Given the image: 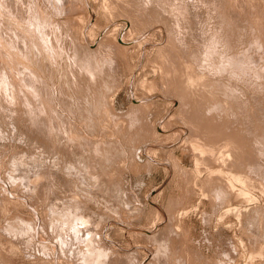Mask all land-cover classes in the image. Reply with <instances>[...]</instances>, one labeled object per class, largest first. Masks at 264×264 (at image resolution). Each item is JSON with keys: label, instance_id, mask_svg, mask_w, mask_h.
<instances>
[{"label": "rangeland", "instance_id": "obj_1", "mask_svg": "<svg viewBox=\"0 0 264 264\" xmlns=\"http://www.w3.org/2000/svg\"><path fill=\"white\" fill-rule=\"evenodd\" d=\"M12 1L13 2H11V0H8V1L7 0H3V2H4L3 8L0 7V13H1L0 15H2L3 18L0 17V19L2 18L1 20L2 21L5 20V22H8L9 18H10L9 21L10 20H11V22L15 21L14 24H12L10 22H8V23L12 24L13 26L17 25V27L21 29L20 31H23V33L21 32L22 33L21 36H24V37L20 36V38H22V40L26 37L24 34L28 35L27 38H26V41L24 39L22 44L24 42H26V43H24L26 46L24 45L25 47L23 49L25 50V52L28 51L27 53H29V52L30 53H29V55L26 53L27 54L26 55L24 53V50L23 49L21 50V47H23V45L20 46L21 42H19V40H21V39L18 38V36L20 34L16 33V35H15V33H13L15 35V37H14L13 34H10L11 36L7 35V34H4L5 36L3 35V32L1 30L2 29L1 25L4 22H2L0 20L1 21L0 32H2V34L0 33V41L2 43L1 44L2 46L0 45V47L3 48L6 51L5 52L3 49L0 48L2 50L3 58H4V59L0 58V60L2 59L1 62H0L1 63L0 64V69L3 66H5V65L7 66V67L5 66L6 69L2 68L3 70H0V72H1L0 73V79H1L0 85H2V86H0V92H1L0 93V96H1L0 97V117H2L0 119V152H1V154H0L1 155V160H0V167L1 168H0V171L3 170V168L6 170V171L3 170V171L0 172V175H1L0 176V191H1L0 194L3 193L1 195V196H3L4 192L7 189L8 191H6V192L8 194L6 192H5V194L9 195V196L6 195L7 198L5 197L7 200H9L8 203H6L7 200H5V202H4V199H5L4 197H2L3 201H2V199H0V202H1V204H0V214L2 213L0 217L4 218L6 216L4 219L2 218V220L0 221V230H1L0 231V244L2 243L3 246H4V242L6 241L5 242L6 245L4 247H2V244H1V247H0V249H1L0 250V254H1L0 258L3 259V260L0 259V262L1 261H6V264H52V262L55 263V264H59V262H60V264L61 263L65 264V261H66V264H68V263L69 264H73L71 262H75L74 264H81L79 262H84V263H88L89 262L91 264H104V263L105 264H178V262H182L180 264H262V263L264 264V250H263L264 249V177H263L264 176V174H263L264 173L263 172L264 171V168H263L264 167V157L261 158V156H264V153H263L264 144L262 145L260 140H256V138H255L256 135H257V133H255V132H258L259 129H260V128L258 129V127L260 125H257V124L258 123L262 124L263 120H264L263 119L264 118V116H263L264 115V110H263L264 107H261V104H262V106H264V102L262 101V100H264L263 99L264 98V96H263L264 93H261V92H264V89H263L264 88L263 87L264 86L263 85L264 81H263V83L261 82L262 83V87H261V83H260V81L264 80V73H263L264 69H262V68H264V66L261 65L264 61H262L263 59L260 60L261 57L262 58L264 57L263 56L264 55L263 50L261 49L264 46L260 47V45H264V41H263L264 40V35L262 34L263 31H264V29H263L264 28V25H263L264 24V17H262L264 15V12L262 13V11H264L263 10V8H264L263 7L264 0H258V1L257 0H245V1L244 0H236L237 3L241 2V3L238 4V6L241 9H243V10L244 9H249V10H245V11H243V10L238 11L240 9L236 10L235 8L238 7L237 4L235 5L236 7L234 6V8H232L233 6L229 5V4H232L231 1H228L229 2L228 3L227 0H225L226 1L225 2L226 6H224V4H221V3H224V2H222V0H220L221 2H219V0H217V2L220 3V5H219V6H221L220 8L218 6V3H215L216 5H213L214 4L213 2H216V0H210L209 2H208V0H196V1L194 0V2H192L193 0H188L189 2L187 0L186 1L185 0L184 1L183 0H168V1L167 0H130V1L127 0V2H129L128 4H127L126 0H124L125 1L124 3L121 0H112V1L111 0H85V1L84 0H78L80 2L81 1L85 2V3L81 2L82 5H81L80 2L78 4L77 3L78 1L76 0V3L78 5L77 4L76 5L73 4V6H80V7L76 8L78 11L75 9V7H73V8L71 7L72 6L71 3H75V0H72V1L71 0L70 1L69 0H60V2L58 0L59 4L62 3V4H60V7H59L58 10L55 9V7L53 5H51V3H49V0H45V2H44V0H19V1L17 0L19 3L16 0H15L16 3L14 2V0H12ZM41 1H42V4H41ZM47 1H48V3H47ZM63 1H65L64 2L65 4L63 3ZM120 1H121V3H120ZM181 1H183L185 3H188V4L184 3L185 5H181V4H183V2H181ZM234 1L235 0H232L233 5L235 4ZM255 1H256L257 4L255 3ZM179 2H181V4ZM242 2H243V4H242ZM258 2H260V3H258ZM20 3L21 4L24 3L22 5L23 8L21 7L22 9L18 8V7H20L19 5H21ZM246 3H248V4H246ZM10 4H13L12 5L13 7ZM16 4H18V7H16L17 6ZM39 4H41L42 7L39 8V6H38ZM43 4H45V5H43ZM63 4H64V7H63ZM112 4H113V6H112ZM179 4H180V6H182L181 7L182 9L180 8ZM241 4H242V6H240ZM250 4L253 5L252 6L253 9L256 11V13H255V11L253 12V15L251 14L253 9L250 7L251 6ZM254 4L256 5L257 10L254 8ZM260 4H262V5L260 6ZM14 5H16V6H14ZM67 5L68 6L70 5L69 6L70 8ZM140 5H142V6H140ZM176 5L179 7L180 12H179V9H178V7ZM244 5H246L245 6L246 8H243ZM7 6L9 7V10H8ZM28 6L31 8V10H30V8ZM45 6H47V7H45ZM61 6L63 8H61ZM114 6H115V9H117V10L119 9V12L114 9ZM210 6H211V8H210ZM214 6L218 7L217 11L215 10L216 7H214ZM230 6L232 8L231 10H229ZM5 7L7 8V12H5L6 11ZM14 7H16V10H14ZM142 7H144L143 9H145V7H146L144 12L147 11V13H149L150 15L147 16V13L143 14L144 12H143ZM213 7L215 9H213ZM222 7L224 8V11L222 10L223 9ZM249 7L252 9V11L250 10ZM260 7H263V8H260ZM4 8H5V11H3ZM43 8L45 9V11H42V10H44ZM68 8H69V10H68ZM133 8H134V10L137 9V12H136V10L134 11ZM140 8L142 9L143 16L146 18L145 23L143 21V19H145V18L142 16L141 11L139 12ZM183 8H185V9H183ZM24 9H25V12L23 13ZM27 9H29L31 11L30 14H29V11ZM38 9H40V10L38 11ZM47 9H49V10L51 9V10L47 11ZM121 9H122V11L124 13L125 12L126 13L125 14L121 13L122 12V11H120ZM130 9L133 10L135 13H138V14L136 15L133 11H130ZM219 9H220V11H218ZM234 9L236 10V12L233 13V11H235ZM10 10H13V12L15 11L16 14H14L13 12L11 13ZM64 10H67L68 12L64 11ZM72 10H73V12H71ZM104 10H105V13H104ZM186 10H188V12ZM210 10L212 12H210ZM19 11H21L23 13L24 17L22 16V14H20ZM27 11H28V14H27ZM46 11L48 13H50V14L52 13L51 15L55 14L56 16L52 17L50 15L53 18L52 19L51 17H49V15H47L48 13L47 14L45 13ZM52 11H55V12H58V13H54ZM96 11H98V12H96ZM114 11H116V12H114ZM215 11H216V15L217 16H215ZM237 11H238V13H237ZM247 11L249 12V14H247ZM4 12H5V15L9 12L6 15L8 19L5 18L6 16L4 15ZM41 12L42 13L44 12V15L46 14L44 17H46V18L49 17L48 20L49 21L51 20L50 23H49V21L47 19L45 20V18L43 17ZM66 12L68 13V15L66 14ZM78 12H79V14H78ZM128 12H130V13H128ZM131 12H133L134 14L133 13L131 14ZM209 12H210V14L212 13L213 15H210ZM218 12H222L225 15L222 14V13L219 14ZM230 12H232L231 14H236L237 13L238 14L237 16L236 15H229L230 17L231 16H236L237 18H233L234 20L233 19L231 20L232 17L228 18L227 14H230ZM242 12L244 14L246 12V14L249 15L248 19H245L247 15L246 14H245L246 16L244 14L242 15ZM31 13H32V15H31ZM37 13L42 15V17L40 15H38ZM63 13H65V14L63 15ZM72 13H76V14L72 15ZM115 13H116V15H115ZM117 13L118 14L120 13V14L118 15ZM13 14L15 15V18H18V19H15ZM18 14H20V15H18ZM36 14H37V16H36ZM96 14H99V15L96 16ZM139 14H141V15H139ZM254 14H255V16H254ZM27 15H29V16L27 17ZM110 15H112V16L110 17ZM120 15H122L121 18H120ZM125 15H127V16H125ZM220 15L221 16L223 15L222 16L223 19L220 18L221 20H218L217 17L220 16ZM32 16H34V17L36 16L37 20L34 17H32ZM38 16H40V17H38ZM79 16H80V18H79ZM101 16H102V18H101ZM103 16H105V17H103ZM128 16H130V18ZM136 16H139V17L141 16L140 17L141 19H139V17H138V19L140 21L142 20L141 22H142V24L143 23L144 24L141 27V25H140L141 22L138 20L136 22V24H138L137 28H136V25L134 23L135 28H136V30L134 32H133V30L135 28L133 30H130L129 32L127 31V29L124 31V35H126L125 37L128 38L130 35H131V37H133V36L136 37V40H135L136 41V45H135V42L134 43H130L129 42V45H128V43L126 44V42H123L119 38L120 37V33L122 34V32H121L122 29L120 27L121 25L118 23L119 24V27H118V24L115 25V23L121 22L122 19L126 18V17L129 18L132 21H136L137 20ZM224 16H226L227 18L224 19ZM243 16H244V18H243ZM250 16H251V18H249ZM253 16L255 18L259 19L258 21L256 20L257 22H259V21H261V22L257 24V22H255V20H254L255 18ZM21 17L25 18V20L22 19ZM115 17H116V20H115ZM151 17H152L151 21L150 22L147 21V20H150ZM179 17L182 18V20H181L182 24H180L181 23L180 20H179L180 23L177 21L179 19ZM238 17L240 19H238ZM54 18L56 19V21L54 20ZM74 18L77 19V21H76V19L73 20V22H74L73 24L76 27L69 21V20L72 21V19H74ZM33 19L35 21H32ZM133 19H135V20H133ZM153 19H154V21H153ZM216 19H217V21H216ZM226 19H229V20H226ZM235 19L237 20V22H239L238 20H240L241 23H237ZM243 19L245 20V22H244ZM78 20H80V23H79ZM109 20H111V21L109 22ZM230 20H231V22H230ZM25 21H30L31 23L30 22H28V23L31 24V25L35 24V27H34V25L32 27H31V25L29 26V24L27 22H25ZM68 21H69V24H68ZM106 21L109 22V23H107ZM233 21H235V22L233 23ZM34 22H36V23H34ZM45 22H47V24ZM92 22H94L93 23V26H94L93 29L90 26L86 27L87 25L92 24ZM111 22H112V24H111ZM175 22H176V24L179 23L181 26L177 25L175 27V25H176ZM224 22L227 23V24H225ZM242 22H243V24H242ZM8 23L5 24V27L6 26L8 27V25H7ZM39 23H42V24L45 23L46 25L43 24V26L45 25V27L54 28L55 30L49 28L51 33H50L49 29L46 30V31H49V32H45L44 33L42 30L45 31V29H47V28L44 29L42 24H40L43 27V29L40 30L41 28H40V26H38ZM53 23H54V26H53ZM231 23H233V26H232ZM36 24H37V26L40 29L36 26ZM48 24H50V25H48ZM71 24L73 26H71ZM260 24H262L261 25L262 27L260 26ZM23 25H24V27H23ZM107 25L110 26V27H112L111 25H114L113 27L114 28L116 27V28H115V30L114 29L112 30V28H111V32H107L105 34L106 35V37H105V36H103L104 35V31H105V29H103V28L106 27V29H107L108 28ZM139 25H140L141 28L139 27ZM237 25H239V27ZM146 26H147V28H146ZM71 27L72 28L73 27L78 28L79 30L71 29ZM85 27L87 29L90 27L92 30L90 28H89L90 30L89 29L87 30ZM258 27L261 30H258ZM34 28H35V30H34ZM176 28L178 29V33H180V35L183 36V40H181L182 37H181V39L178 37L180 35L177 34V32L173 33L174 30H176ZM26 29H27V31H26ZM145 29H146V31H145ZM166 29H167V31H166ZM37 30H39V33L36 32ZM62 30H63V33H65V31H68L66 33H69L71 30L74 31V32L71 31L69 33V35L68 34L66 35V33H65V36H64L63 33L58 32V31H62ZM20 31H18V32H20ZM41 31H42V33H41ZM75 31H76L77 34L75 33ZM78 31H80V32H78ZM112 31H114V32L117 31V32L114 33ZM141 31L143 32L142 35H141V33H142ZM35 32H36V34H34ZM52 32H53V35H54L53 38L55 36L57 37V39H56V37L54 38V39H56L55 43H54L53 38H51L52 37ZM55 32H57V33H55ZM86 32H88L89 34L86 33ZM170 32H171V34H170ZM241 32H245L246 34L245 33H241ZM46 33H48L51 36V37L49 36L50 38H49V40L47 42H45V39L48 38V36H45ZM58 33H59V35H55V34H58ZM91 33H93V34H91ZM96 33L99 34L98 43L102 39H104V40H102L104 42L101 41L102 44H104L105 42H108L110 44V45H108V43H105L108 46H105V44H104V47L102 48V49H104V51L101 49L96 54L97 55L99 54L98 56L101 57V59H102L103 56H101L100 52L104 53V52L108 51L111 54L112 51H113V54L108 56L110 58V61H109V58L108 59L106 58L107 61L105 60V63L106 64H112L113 62H111V61L112 60L114 61V59H115V62L113 63V65H106L105 66V63L103 64V68H102L103 70L102 69L101 70L102 71H104V70L106 71L107 70L106 72L104 71V74H103L102 71L97 72L99 74V76L103 77L101 79L94 78V76L96 77L97 75H94L92 70H90L92 67L88 63L79 62V60L75 56H71L70 55L71 57L68 58L69 53L72 54L75 51H78L79 53H81L80 49H79V48H81V47H79V46H81L80 44L83 42L82 43V48L84 46H87V43L89 42V40L91 39L92 36L93 37L98 36ZM125 33H127L129 36L127 34H125ZM136 33H139V34H136ZM37 34H39V35H37ZM40 34H42V36ZM73 34L74 35L76 34V36H74ZM174 34H175V36L177 34V37L179 38V41L176 40V39H178L177 37L175 39L176 41L173 40V37L171 38V36L174 35ZM237 34H239V35H237ZM240 34H242V36H240ZM36 35H37V37H36ZM77 35L79 37H77ZM115 35H117V36L115 37ZM139 35H141V37ZM8 36L11 37V39ZM168 36H170V40L168 39ZM175 36H174V38H175ZM13 37H14V40L17 38L18 41H13ZM32 37H35V38H32ZM38 37H40V38H38ZM68 37L69 38L72 37L74 39V42L71 41L73 39H71L70 42H69ZM74 37H76L77 39L79 38L78 40H80L81 38H83V39L85 38V39L84 40L81 39L80 42H79ZM138 37H140V38H138ZM149 37H150V39H148ZM199 37H201V38L199 39ZM60 38H62L63 40L60 39ZM243 38H244L243 41H239V40H242ZM30 39H31V41H30ZM33 39L34 40H36V39L40 40L41 39V40L40 41L37 40V42H36L37 45L33 46L34 44H36ZM171 39L176 44L175 43L173 44V42H171L172 41ZM197 40H198V42H199V40H200V42L202 41L203 44L205 43L204 46H203L202 42H201V44H199L200 42L198 43ZM203 40H205V41H203ZM232 40H233L234 43H232ZM49 41H51V42H49ZM66 41H67V43H65ZM86 41H88V42H86ZM177 41H178V45H177ZM10 42L12 43V46L9 45ZM14 42H16V43H14ZM32 42H33V44H32ZM68 42L70 44H68ZM110 42L114 45V47L118 46V48H121L120 50L123 51V53H124V50L128 48L127 49L128 51L125 50L124 54H127L128 58H130V59H128V58L126 59L125 58V56H127V55L124 56L125 59L122 58L124 54L122 52H121L122 54L119 53L120 50L118 48H116V47L113 48V46H111ZM138 42H141L142 44L141 43L139 44ZM146 42H148L149 44L148 43L146 44ZM179 42L183 43V46H185L184 47L185 49L183 48V46H181L182 43H180V45H179ZM193 42L196 43L197 45L196 44L194 45ZM43 43H45V44H43ZM72 43H73V45L77 44L76 45L77 48H76V46L73 47V45H71ZM120 43H122V44L119 47ZM167 43L170 44L169 45L170 47L168 46ZM171 43H172V45H171ZM207 43H208V45H207ZM18 44H19V47H18ZM27 44H29L30 47L27 46ZM97 44H95L94 46H90V48L94 49ZM117 44H119V45H117ZM143 44L144 45L146 44L145 45L146 47L143 46ZM162 44H164V45L167 44V45L164 47V45H162ZM213 44L214 45L216 44V45L214 46ZM6 45H8V46H6ZM160 45H162V46H160ZM173 45L175 47H177V48L173 47ZM211 45H213V46H211ZM250 45L252 47L254 46L253 49H252V47ZM13 46L15 48L12 49ZM38 46H40V47H38ZM42 46H45V47H42ZM47 46L49 47V49H48ZM180 46H181V48H180ZM187 46L191 47L192 49H190ZM199 46H201V47H199ZM255 46H259V47H257L258 50L255 48ZM111 47L114 50H112ZM124 47H127V48H124ZM140 47H142L141 50H140ZM159 47H161V48H159ZM171 47H172V50H171ZM196 47L200 48L199 50H197V52L200 53V55H199V53H198V55L201 58H203L204 60L206 59L207 62L203 61L201 63L202 59L198 55H195L193 51L192 52H193V54L195 56L192 55V52L190 50H195V52H196ZM212 47H214L215 49L218 47L217 51L215 49L213 51ZM10 48H11V50H10ZM46 48L49 51L48 50L46 51ZM73 48H74V50H71ZM130 48H131V51L129 50ZM162 48H164V51H166V52H163ZM168 48L170 49V51H168ZM174 48H175L176 51L173 50ZM202 48H204V49H202ZM36 49H37V51H36ZM75 49H77V50H75ZM116 49H118L119 52ZM157 49H161L162 51L159 50L160 51L159 52ZM186 49L189 50V51H185ZM210 49H212V50H210ZM247 49L248 50L251 49L250 51L254 50L255 53L254 52H250V53H252V54H250V53H248L249 51ZM260 49H261L262 52L260 51ZM1 50H0V53H1ZM148 50H150V51L146 52ZM179 50L181 52H179ZM256 50H257V52H256ZM7 51L9 52L10 56L7 54L8 53ZM12 51H14V52H12ZM19 51L20 52L22 51V53H20ZM31 51H32V53H31ZM38 51H40L42 55L40 53H36ZM167 51L171 52L172 54H173V52H175L176 54L174 53L172 55L171 53H168ZM218 51H220V52L217 53ZM108 52H107V55L109 54ZM114 52H115L116 56L114 55ZM161 52H162V55H161ZM210 52H211V54H210ZM214 52H215V55H214ZM103 53H102V55L105 54V53L104 54ZM118 53H119V55H121V59L124 62H121V59H119L120 56L117 57ZM147 53L148 54L150 53L151 55L150 54L148 55ZM156 53H159V55H161V56L157 57L158 55H156ZM164 53H166V54H164ZM177 53H178V55H177ZM180 53L181 54L183 53V54L180 55ZM222 53H225L226 57ZM253 53L255 55H253ZM256 53H257L258 56L256 55ZM258 53H260V55ZM262 53H263V55L261 56ZM5 54H7V55H5ZM35 54L37 55V57L38 56L39 57L36 58ZM131 54H133V55L130 57ZM143 54L145 55V57H148V58L145 59ZM169 54L171 55L172 58L175 55V56H178L177 58H179V56H180L181 59L180 58L177 59L174 56V60L175 61H172L173 60L172 58H170V57L168 58V56H170ZM184 54L185 55L189 54V55L185 56ZM219 54L222 55L223 57H220ZM11 55L13 56L12 58H14V57L16 58V56H17V58L16 59H12V58H10ZM23 55H24V57H23ZM146 55H148V56H146ZM190 55H191V59H190ZM209 55L210 56L212 55V56L210 57ZM250 55L253 56V57L256 56V58H259V56H260L259 60L257 59L258 62L256 61L255 57L253 58ZM7 56L9 57V59L7 58ZM26 56L30 57V58L26 59ZM98 56H97V59H98ZM114 56L116 58H114ZM149 56H150V58H149ZM208 56L210 58H208ZM0 57H2V56H0ZM163 57L164 58L166 57L167 61ZM212 57H214L215 59L212 58ZM39 58L41 59V61L39 60ZM139 58H141V59H139ZM186 58H187V60H185ZM193 58L194 59L195 58L201 59V61L197 60V59H196L197 61L196 60L193 61ZM221 58H223L222 61H221L223 63H226V61H228V62L230 61V63H228V62L226 63L228 65V68H226V70L229 69L228 72L225 69L224 70L223 69L220 70V69L215 68L216 65H218V63L220 62L219 59L221 60ZM240 58L243 59L242 61L246 60L247 63L249 62L248 63L249 65L246 64L245 62L244 63L241 62L242 64H237V62L240 63L239 62V61H241ZM32 59H33V61H31ZM137 59H138V61H137V63H135ZM176 59L182 61L180 63H182V65L185 66L186 68L185 67L181 68L179 66L181 64H179ZM224 59H225V61H223ZM231 59H233L234 64H233ZM238 59H240V60H238ZM18 60L20 61V63H19ZM128 60L131 62L130 65H129L130 62L126 63V62H128ZM149 60L150 61L152 60V61L150 62ZM162 60H163L164 64L162 63ZM251 60H253L252 63H251ZM16 61L18 62V65H17ZM254 61H256V62H254ZM2 62H3V64H2ZM22 62H24L26 64L29 62L27 64L28 66L25 65V64L23 65ZM39 62H41V63H39ZM168 62H170V63L165 66V64L168 63ZM174 62L178 63V65H177L178 70L176 68V65H174ZM118 63H119V66H118ZM122 63H124V64H122ZM125 63H126V66H125ZM140 63H141L142 66L140 65ZM149 63H151V64H149ZM196 63H198V64H196ZM255 63L258 64V65H261L262 68H260L261 66H257ZM15 64H16V66H15ZM38 64L40 65V67H39ZM115 64H116V66H115ZM170 64H172V65L170 66ZM202 64H203V67L202 68H198V66L201 67ZM205 64H206V66H205ZM214 64H216V65H214ZM232 64L234 66L238 65L237 68H240V70L238 69L237 73H235L236 70H237L236 66H235V68H236L235 71L232 70V68H231V66H233ZM253 64H254V66L256 65L254 68H252ZM10 65L11 66L14 65V66L12 68H10ZM19 65L20 66L23 65L24 68L21 69L22 68L21 67L20 69L17 70L16 68L17 67L19 68L20 67ZM239 65H240V67H239ZM263 65H264V63H263ZM8 66H9L10 69L8 68ZM31 66H32L33 72H32ZM204 66L207 67V68H205ZM229 66H230L231 69L229 68ZM246 66L250 67L251 69H249ZM118 67H120L121 69L118 68ZM122 67H124V69L126 68V70L123 71ZM163 67H164V69H166L165 67H168V69L163 70ZM179 67L181 68L180 69L181 71L183 69H185L187 72L185 70H183L182 71L183 73L181 72L182 73L181 74L180 70H179ZM195 67H197V68H195ZM256 67L261 72L260 75H259V72L256 70ZM208 68H211L212 70H209ZM213 68H214V70H213ZM7 69L9 70L10 73L8 72ZM28 69L32 73L30 71H28ZM169 69H170V72L167 71ZM189 69H191V70H189ZM202 69H204V70H202ZM252 69H253V71H252ZM19 70H21V71H19ZM35 70H36V72H38V74L34 73ZM140 70L142 72L139 75L138 71L140 73ZM173 70H175L174 72H176V73L172 72ZM218 70H220L221 73ZM241 70L244 71V73ZM245 70H248V71L246 72ZM17 71L20 72V73H18ZM89 71H91L90 73L92 75L89 73ZM120 71H121V74H120ZM184 71L187 73V75H186V73ZM217 71H218V74H217ZM240 71L242 73H240ZM11 72H12V75H10ZM162 72L164 73V75H163ZM222 72L225 75L224 77H222L223 76ZM230 72H232V73H230ZM25 73H26V75H25ZM83 73H85V75L87 73V76H88V73H89L91 76L86 77ZM165 73H167V75H165ZM209 73L210 74L212 73L211 75H213V76L216 75V76L215 77L210 76ZM255 73H257V74L255 75ZM6 74H7V76H6ZM19 74L23 77L24 80H25V78H27L25 81H27V80L28 81L25 82L23 79H21V76ZM31 74H32V76H31ZM100 74H102L104 76H102ZM169 74H170V78L168 77ZM176 74H178V75H176ZM179 74H181L182 77L186 76L185 78L183 77V79L185 80L183 83L181 81H178L180 79L183 80L182 77ZM230 74H235V75L232 76ZM239 74H240V76H239ZM245 74H248V75H245ZM14 75L15 76L17 75L16 76V78H18L17 80L19 81V79H20V82H21V83L18 82L20 89L22 88L21 89L22 93L20 94V96L24 92H26L28 89H30L28 87H31V84L36 83V82H38L37 84H39V85L35 84V86L32 85L34 90L31 87L32 90L31 89L30 90L32 92L30 93V90H29L30 94L27 93L28 91L26 92L27 94L26 93L23 94L24 97H22V99H23L22 107L21 108L14 107L15 109L14 108H9V106L6 104L8 102H7V98H6V95H5V89H4V87H5L4 84L6 83V81L8 83L11 82V84H13V86L18 84L17 82H15L16 78H15ZM29 75H30V79H32V80L35 77L32 82L29 79ZM116 75H119V76L123 75V76H121L120 79H118L119 77L116 76ZM130 75H132L134 77L137 75L136 77H138L139 79L135 77V79L132 80L133 77L130 76ZM249 75L252 76V77H250ZM258 75L259 76L263 75V77L262 76H261V78L257 77ZM38 76H40V80L41 81L38 79L39 78ZM113 76H115L119 81L117 79H115V77H113ZM164 76H166V78ZM173 76L175 78L177 76L178 79H175V81H174L173 80L174 79ZM228 76H230V77H228ZM236 76L238 78H241V77L243 78L244 77V80L242 81V78L241 79H238V78L234 79ZM41 77H43V78H41ZM111 77L113 78V80L111 79ZM206 77H208L209 79H206ZM220 77H222L224 79H226V78L227 79H232L233 78V81L234 80L235 81L231 82V80H229V81L228 80H224L225 81L224 82L223 79L220 78ZM248 77H250L249 79H251V81H249L247 79ZM91 78H93V80ZM105 78H106V80H105ZM107 78H108V80H107ZM163 78L164 79L168 78V80H165L166 82L167 81L170 82V83H171V81L173 82V84L171 83V85H170V83H167L168 84L167 86L170 85L167 89H169L171 86L172 87L178 86V83H179L180 87H182L181 90H182V92H183V94L185 96V99H187L186 96H188V95H189V97L192 96V95L194 97L197 96L196 97L197 100L196 99H191L193 102L195 101L194 105H193L192 101L190 100L191 97L188 98L189 101H187L188 105L190 104V106L191 105L194 106V108H193L194 110L191 109V111H190V106H188L187 104H184V103H183V105L185 107H183V105L180 106V105L174 104L173 97L174 96H177V97L180 96L181 97L183 94L182 95L180 93H179L180 95L177 94L180 87H174V90H172L173 88L171 87L172 89L170 88L168 90L170 92L167 93V89H166L167 86H165L166 82H164ZM211 78L213 80L215 79L216 81H213ZM42 79H44V80H42ZM110 79H111V81H110ZM136 79H137V81H135ZM161 79L163 80V82H160V81H162ZM260 79H262V80H260ZM101 80H104V81H101ZM220 80L223 82V84L221 83ZM105 81H107V82H105ZM188 81L192 84V88H191V84L188 83ZM23 82H25L24 85H22ZM41 82L45 83L46 85L45 84L43 85V83H41ZM108 82H109V84H108ZM200 82H202V83H200ZM227 82L228 83L229 82L233 83V85L232 84L230 85V83H229L228 86L229 85L233 86L234 89L230 87L229 89H231V90H229L227 88L228 87L227 86ZM235 82L237 83V86H236ZM246 82H248L250 84H248ZM257 82H259L260 84L257 83ZM26 83H28V84H26ZM110 83H111V85H110ZM208 83H209V86H210V84L212 85V87L214 86V88H212L213 90H211V86L210 87L207 86ZM40 84H42L44 87L41 86ZM105 84L106 85L108 84V85L106 86ZM184 84H185V86H184ZM214 84L215 85L216 84H218V85L220 84L219 86L216 85L220 89H216L215 90V88H217V87ZM244 84H245V86H243ZM246 84L248 86L249 85L250 86L247 87ZM258 84H259V86H258ZM48 85L49 86L51 85V88L49 87L50 89L48 88ZM194 85H195V87H193ZM222 85H226L227 87H224ZM186 86H188L189 88H187ZM200 86H201V88H200ZM202 86H203V88L205 87L204 88L205 90H203ZM102 87H104V89H105L104 91H105L106 94L102 90L103 89ZM183 87H185V88H183ZM235 87H239V88L235 89ZM25 88H26V91L24 90ZM42 88H45V92H47V90L48 91L50 90V92L48 94H49V96L51 98L49 96L48 97H49V99H51L53 101L52 102L50 100L51 104H49V99H46L47 94H46V96H44L45 100H43V98H41V97H43V95H45V94H43L44 90ZM175 88L177 89V92L175 91ZM194 88H196V89H194ZM38 89H40V90L42 89L43 91L42 90L41 91H37ZM199 89H202V90L200 91ZM239 89H242V90H239ZM248 89L250 91H248ZM259 89H261V90H259ZM191 90L192 91L194 90V91L191 93ZM197 90H199V91H197ZM223 90H227V91L224 92ZM234 90H237L238 93L236 91H234ZM187 91H188V95L186 93ZM195 91H197V93H195ZM221 91H222V93H221ZM239 91H241V92L242 91L243 92L246 91V93H243V92L240 93ZM251 91L252 92L254 91L253 94L251 93ZM35 92H36V95H37V96L35 95L36 96V100L38 102L35 100V97L32 96V98L34 99V101H36V103L32 102L33 100H32V98H30L31 94L34 95ZM39 92L40 93L42 92L43 95L39 96L40 95ZM51 92H52L53 96H55L54 99L52 98L53 96L50 95ZM198 92L199 93L203 92V93H201V95L199 96ZM206 92H207V94H206ZM233 92H234V94L237 93V95L235 94L236 96H234ZM174 93H175V95H174ZM223 93L224 94L227 93L228 95L227 94L223 95ZM260 93H261V95L262 94L263 95L262 96L260 95L261 97H258L256 99L255 96H258V94H260ZM202 94H204V95H202ZM209 94H210V96H209ZM220 94H222V95H220ZM229 94L233 95V97H234L233 100L231 98L232 95L230 97ZM242 94H244V97H243ZM27 95L28 96L30 95V96L27 97ZM214 95H216V96H214ZM239 95L243 99V101L241 100L243 103L240 101L241 105H238L239 99H241L239 97ZM171 96H173V97H171ZM184 96H182V97H184ZM201 96H203L202 97L203 100L199 99V101H200L199 102L198 101V97L201 98ZM204 97H208L206 99H210V100H206ZM210 97H212L213 99L210 98ZM223 97H225L226 100H224ZM237 97H238V99H237ZM28 98L31 99L32 103L30 102V100H27ZM37 98L38 99L41 98V99L38 100ZM251 98L254 99V100L256 99V101L254 102V100H252ZM259 98H261V99H259ZM2 99L3 100L5 99L3 102L5 103V101H6V103H5L6 105L2 102ZM215 99H217V100H215ZM25 100H26V104L24 105ZM40 100L42 101V104L44 103L45 105L49 106V107L46 106V108H50V111L47 110L46 108H44L45 105H43L44 107L41 105V101ZM105 100H107V101L105 102ZM211 100H212V102H211ZM222 100H224L223 102H225V104L227 105L226 109L224 108L225 105L223 106L224 103L222 102ZM237 100H238V103H237ZM245 100H246V103L244 102ZM247 100H249V101L247 102ZM43 101H45V102H43ZM214 101H216L218 104L214 103ZM219 101H220V103L222 102V104H220ZM259 101H261V102H259ZM196 102H197L198 105L196 104ZM206 102H208L209 105H213V103L216 104V106L219 105L218 108L221 106L219 108V111L222 113V115L218 111L217 107L214 110L217 111L218 114H216L217 112L209 110V109L206 110L208 112V113H206V111L204 110V109H207V106H208L206 104ZM256 102H258V103H256ZM28 103H30L31 106ZM34 103H35L36 113H35V110L32 109L31 115H33L35 113L34 117L36 116V119H37V117H39L38 115H40V117L37 119V120H39L38 122H37V120H35L34 117H32V119H31L30 118V112L28 113V111L31 110L30 108H32V106L34 108V105H32ZM37 103H38V105H37ZM201 103H203V104L205 103V105H203V104L201 105ZM27 104L29 105L28 107H27ZM234 104H236L238 106H236ZM242 104H244V106ZM246 104L250 105V106L247 107ZM258 104H260V105H258ZM200 105L202 106V108L204 107L203 111H201L202 108H201ZM230 105H231V107H230ZM178 106H180V107H178ZM195 106L196 107L200 106L199 115H198V110L196 109ZM241 106L243 107V109H242ZM254 106H256L257 109H258V110L256 108H255L256 110L254 109L256 112L253 110ZM25 107H26V109H25ZM53 107H54V109H57V112H59L58 113L59 115H57V116L55 115L57 113H55L56 110H54V109H53L54 111L52 110ZM186 107L189 108L188 109L189 111H187ZM235 107H236V109H234ZM244 107H246V108H244ZM22 108H23V110H22ZM27 108L30 109V110L26 111ZM41 108H42L43 111L45 109L46 110L44 112H42ZM191 108H192V106H191ZM227 108L228 109L231 108V110H228ZM237 108H239V110ZM6 109H8V110H6ZM222 109H225V111L222 110ZM240 109L243 110V111H241L242 113H240ZM17 110H18V112H17ZM179 110H181V111H179ZM195 110H197V111H195ZM234 110H235V112H234ZM251 110L253 111V114L255 115L254 117L256 118L257 121H254V119H253L254 117L252 118L253 114H252ZM259 110H261V111H259ZM20 111H21V113H20ZM33 111H34V113H33ZM38 111H39V114H37ZM52 111L55 114L52 113ZM177 111H179V112H177ZM192 111H195L196 113H193ZM200 111H201V114H200ZM247 111H248V114H247ZM262 111H263V115H262ZM16 112L19 113V114H17ZM164 112H167V113L163 114ZM181 112H183L184 114L181 113ZM185 112L186 113L188 112L187 115H189V117L191 119L190 121L187 120L189 117L186 115ZM224 112H226V114ZM238 112H239V114H238ZM257 112L259 113V115L257 114ZM260 112H261V114H260ZM23 113H24V116H25V113H26L25 117H23ZM42 113L47 118V122L48 123L45 122V120H46L45 117L43 118L44 121L41 119ZM189 113H191V114H189ZM192 113H193V116H192ZM204 113H206V115L209 117V119L211 118L210 120L207 119V120H209L208 122L205 121L206 119L204 117L206 115ZM232 113L235 115L234 117H233ZM236 113H237V115H236ZM7 114H9V115H7ZM45 114H47V115H45ZM182 114L184 115L185 118H183ZM195 114L199 118L201 117L202 120H201V118L200 119L199 118L196 119ZM211 114H213L214 116L211 115ZM223 114H225V115H223ZM229 114L232 115V118H231V116ZM242 114H243V116H242ZM250 114H252V116H250ZM2 115H4V116H2ZM43 115H42V117H43ZM50 115L53 116V117H50ZM54 115L56 117H58V118L60 116L61 120L58 119L57 122H56L55 121L56 117ZM238 115H239V118L237 117ZM240 115L245 119V121H244L243 118H240L241 117ZM256 115H258V116H256ZM5 116H8L7 118L10 117V119L7 120V118ZM15 116H17V118ZM67 116L69 117V120H70L69 121V123H70L69 125L65 124V123L68 124V119L66 120V118H68ZM159 116H160V119L162 121L159 120V118H158ZM186 116H187V119H186ZM207 116H206V118H207ZM220 116L221 117L224 116V118L223 117L221 118ZM226 116L229 119L231 118L230 120H233L234 125H236L235 127L233 126L235 131H234L233 128H231V126H232L231 124H233V123H231V121L228 118L225 119ZM248 116H250L251 118L248 119L249 118ZM4 117L6 119H4ZM171 117H173V119ZM176 117H177V119H176ZM191 117L194 118V120H199V121L201 120L202 122L203 121H205V122L204 123L200 122L201 125L200 124L197 125V122H199V121H196V123L194 122L196 124V126H195L194 123L192 125V123H189V122H191L193 120ZM217 117L221 118L220 121H223L224 123L223 122L219 123L220 121H219V118H217ZM257 117L258 118L260 117V118L258 119ZM174 118L177 121L176 125H179V123L182 121L183 123L181 122L180 124H184V123L187 124L188 123V125H190V126L192 125L193 127H196V129H197V126H199L198 129L201 127L202 129L201 128L200 129L202 131L200 129L199 130L197 129L198 131L195 130V129L193 130V127H192V130L194 131V133H196L195 134L196 138H200L201 139L200 144H199V142L194 141L196 139L195 135L192 136V137H194V139H191L192 137L190 135L191 138L189 137L190 139L189 138L187 139L189 141L186 140L187 143L185 142L187 145L184 142L181 143L182 139L179 138L180 135H179V132L177 130V128H179V126H176L174 124L176 122V121H174ZM163 119H164V121H163ZM179 119H181V120H179ZM224 119L227 120L228 122L225 121ZM240 119H242L241 122L239 121ZM261 119H262V122H260ZM27 120H29V121L32 120V124H28L30 126L32 125L31 127H29L25 123V122H27ZM40 120L42 121V124H44V126H45V123H46V125H49V127L47 126L46 128L47 129L49 128L48 130H50V131L46 130V128H44L43 125L40 126V124H39ZM65 120H66V122L63 123V121H65ZM212 120H214V124H212L213 123ZM215 120L218 123L215 122ZM246 120H248V121L250 120L249 122H251V123L256 122V124L255 123L251 124L248 121H247L248 123H246ZM258 120H259V122H258ZM34 121L37 122L36 124L39 125V126L35 125L37 127H34L33 126L35 124ZM49 121H50V123H49ZM133 121H134V123H133ZM178 121H180V122L178 123ZM186 121H188V122H186ZM210 121H212V123H209ZM43 122H45V123H43ZM159 122H160V124H159ZM171 122H173V123H171ZM225 122L226 123H231V124L230 125L229 124H225ZM236 122L237 123L239 122V123L235 124ZM30 123H31V121H30ZM52 123L55 125L56 128L54 126H51V125H53ZM208 123L212 124V126H209ZM56 124H57V126H56ZM58 124L60 126L63 125V127L58 128V129L63 128L62 130H58L57 129V127H59ZM163 124H165V125L167 124V125L165 126ZM206 124L208 125V127H207ZM221 124L222 125L225 124V127H227V125H229V128L233 129L231 132H235V133H237L238 131L242 132L241 134L239 132L236 134V136H237L236 139L244 141V139L247 140V138L252 137V138H249V139H252V140L254 139V141L256 140L257 141V142L255 141L256 144L252 140L250 141L249 139H248V141H246V140L244 141V142L248 143V144L244 143L245 147L247 148L250 145L251 148L249 146L248 149L249 148L252 149V152H251L250 149H249V151H247V149L243 146L244 144L240 145V144L236 143V141L241 143V141H239V140L235 139L236 141L234 140V142L236 143V145H235V143L232 144L233 141H231V138H232L231 132H226L227 130L230 131L231 129L229 130V128H225V129L223 128L224 130L227 129L226 131H224L221 128V127H223V126H221ZM239 124L242 125L241 128H240ZM245 124L248 125V126H246ZM254 124H255V126H254ZM172 125L175 126L174 129H173ZM262 125H264V123ZM18 126H20L22 128V130H21V128H18ZM70 126H71L72 130L69 129ZM237 126L239 127V130L237 129L238 128ZM28 127H29V129H28ZM38 127L39 128L42 127V129L40 128V129H38L40 131H38L37 130ZM64 127H65V129H64ZM66 127H68V128H66ZM168 127H171L172 132H170V134H168V135H164L163 134V131H164L163 129H166ZM212 127L213 128L216 127L214 129V132L218 129L220 131V133H223V134L220 135V133H219V134L216 135L215 133H213V130H212L213 128ZM253 127L254 128L256 127L255 130H252V129H254ZM209 128H211V129H209ZM245 128H246L247 131L245 130ZM250 128H251V132L255 133V134L253 133L252 136H251L252 133L250 132ZM15 129H16V131H14ZM31 129H32V131H31ZM73 129H75V130H73ZM206 129H208V130L206 131ZM240 129L241 130L243 129V130L240 131ZM256 129H258V130H256ZM45 130L47 132H45ZM68 130L70 132L72 131V133H69ZM203 130L206 131V134H205V132H203ZM236 130H238V131H236ZM58 131H59V133L56 134V132H58ZM60 131H65V132H62L65 135H63ZM74 131H76V133H77L76 136H74L75 135ZM193 131L191 133L192 135L194 134ZM196 131L198 133H200V131H201V133H204V134L197 135L198 133ZM208 131L209 132L212 131L213 136L210 133V136H211L210 137ZM66 132H68V133H66ZM225 132H226V134H225ZM243 132L244 133L245 132L250 133V135H248V133H246L249 137H247L246 134H243ZM60 133L64 137L61 136ZM73 133H74V135H73ZM227 133L228 134L230 133L231 137L229 135H228V137H226ZM67 134L68 135H72V136H67ZM161 134H162V137H160ZM214 134H215V136H214ZM238 134L239 135L243 134L242 135L243 137H240ZM202 135H203V137H202ZM204 135H207L208 140H206V137ZM218 135H219V137L221 136V138H220L221 141L219 140V138L217 140L215 139L216 137H218ZM223 135H225V136H223ZM59 136H61L63 139L65 138V140L67 139L69 141H71V138H72V140H74L73 137H76L77 139L75 138V141H77V142L74 143V141H71V142L68 141L70 143L69 144L67 142V140L65 142V140L63 141V139L60 138ZM222 136H223V140L224 141L222 140ZM233 136L235 137V134H233ZM238 136H239V138H238ZM83 137H87V139L85 138L86 140H83L84 139ZM224 137H226L225 139L229 140V141H226L224 139ZM240 138H244V139H240ZM57 139H59V140H57ZM196 140H198V139H196ZM214 140H216V141H214ZM243 141H242V143H243ZM61 142H64L65 145L63 146L62 145L63 143L61 144ZM220 142L222 143V145H221ZM225 142L227 144H225L223 146V144ZM191 143L192 144L194 143V145H196L195 146L196 148ZM203 143L204 144L206 143V145H204ZM228 143H229L230 146H227ZM231 144H232L233 147L231 146ZM66 145L68 146V148L66 147ZM69 145H71L70 148H69ZM197 145H199V146H197ZM237 145L242 146V147H239ZM255 145L259 146V147H257L258 149L255 147ZM234 146H236V147H234ZM19 147H21L22 150H23V151L21 150L22 154L19 153L20 151L19 152L17 151L19 149ZM202 147H204L205 152H207L206 150H208L209 153L211 151V153H213V156H211L212 155L211 153H210L211 155L208 154V152L203 154L204 150L202 149ZM212 147H214L215 149L214 148L212 149ZM230 147H232V149ZM253 147H255L260 154ZM16 148H17V150H15ZM190 148H192V149H190ZM193 148H194V151H193ZM197 148H198L199 152L195 153V151H198ZM233 148H234L235 151L233 150ZM235 148L238 150L237 154H236V149ZM240 148H243V149H240ZM244 148L246 150H244ZM3 149H5L6 151L3 150ZM184 149H188V150H184ZM259 149H261V151H259ZM40 150H42V151H40ZM216 150H219V151H216ZM231 150H232V152L234 151V153L232 155H234V154L235 155L232 156V157H234L236 160H238L242 156L241 159L243 161V157L245 156V158H244L245 160H247V158H248V160H251L252 166L254 165V163L256 165H257V163L260 164V166L257 165L259 168L255 169L256 165L252 167L251 164H250V161H246L247 165L252 167V168L250 167V169L256 170V171L253 170L254 171V173H253L252 170L251 171H246V170H250V169H248L249 167L247 165H245L246 162H244V164H242L243 162H241V159L238 160V163H233L234 160H235L234 158H232V159L226 158V160H224L223 156H225L226 154H227V156L229 155L228 157L231 156V154H230ZM242 150H244L243 154L240 153V152H242ZM254 150H256L258 155H256L257 153L253 152ZM12 151H14V152H12ZM32 151H36V152H32ZM201 151H202V154L200 153ZM220 151H223V153L225 151V155L222 153V154H220V157H219L218 154L220 153ZM245 151H247L246 153L248 155L245 153ZM3 152L5 154H3ZM10 152H12V153L10 154ZM214 152L215 153L218 152V153L215 154ZM228 152H230V153H228ZM250 152L253 153L252 158L253 159L255 158L256 160L255 159L254 160L256 162L252 158H250V156H251ZM15 153H18L17 157H19L20 159L19 158L16 159V157L13 156V155H15ZM30 153H32V154H30ZM33 153H35V154H33ZM37 153L38 154H42L43 153V155H42L43 157L46 155L44 157L46 159L45 160L43 159V160L45 162L47 160H49L50 165H49V163H44L43 161L41 162L43 157L41 155H38ZM198 153L201 154L202 157L199 155L200 158H198ZM261 153H262V155H261ZM19 154H20V156H19ZM47 154H49L50 157ZM205 154H206V157H204V159H205L204 160L203 156H205ZM207 155H209V156H207ZM236 155H239V156L236 157ZM5 156L7 158H5ZM9 156L11 157V159L14 157L15 159L14 158L13 159L15 161L13 159L11 160L10 158L8 159ZM214 156H217V158H215ZM56 157L57 158L59 157V158L55 159ZM192 157L193 158L195 157V158L193 159ZM208 157H210V158H208ZM258 157H260V159ZM214 158H215V161H218V162L215 163V165L212 164V162H215V161H212ZM32 159H34L33 162H31ZM37 159H39V160H37ZM207 159H211L210 162ZM219 159H220V161H219ZM228 159L230 160L229 162H228ZM257 159H258V162H257ZM262 159H263V163H261ZM55 160H58V161H56L57 163L54 162ZM197 160L199 162L201 161V164ZM252 160L254 162H252ZM8 161H11V162L13 161L14 163L17 162L20 165H18L17 163L14 164L13 162L11 163V162H8ZM34 161H36V162H34ZM38 161L41 162V163H38ZM169 161H170V163H168ZM196 161L200 165L197 164ZM202 161H204V162L206 161V162L205 163L203 162V164H202ZM207 161L211 164L210 165L211 168H210V166H208L209 164L207 163ZM225 161H227V162L225 163ZM7 162L10 163V165ZM239 162L242 164V166L243 165L245 166V168H246L245 170L243 169L244 167L243 168L240 167L241 164ZM36 163L39 164L40 166H38ZM12 164H14L15 166H17L19 168H17V167L15 168V166L12 165ZM42 164L44 166H41ZM52 164L54 166L51 167ZM230 164L231 165L234 164V166H232L234 169H235V167L237 169H239V167H240L241 170L240 169L239 170L235 169V171H234V169L232 167H231V169L223 168V167H226V166L230 167L231 166ZM239 164H240V166H239ZM261 164H263V166ZM30 165H33L32 166L33 168ZM34 165L35 166L37 165L36 168H38V169L35 170V166ZM47 165H49L48 167L53 169V173L51 172L52 170H50V168H47ZM176 165H177V167H176ZM236 165L239 166V167H237ZM214 166H216V169H214L215 168ZM8 167H10V168H8ZM30 167H31V169L29 170ZM40 167L42 169L45 167L47 170L44 168L43 170H46L44 173H46V172H48L50 174L52 173L51 174L52 176L50 175V177H47V179H45L46 176H49V175H48V173H47V175L44 174L43 170H42V173H41V168ZM11 168L14 169V171ZM260 168L261 169L263 168L262 171H261ZM9 169L12 172H16L18 169H21V171L20 170H19V172L17 171L18 177L15 176V175H17V173L16 174L12 173V174L13 175L15 174L14 175L15 178L19 179L21 177L22 181H20L21 179H19V181H16L18 179H15L14 176L12 178V174L10 173ZM48 169L50 170V172H49ZM212 169L214 171L215 170L218 171L219 169L220 170L216 173L217 175H215V172ZM242 169L245 172H243ZM7 170L9 172H7ZM22 170H24L25 172L24 171L22 172ZM27 170L31 171V172H29V174L32 173V175H34V174L37 173L36 175L37 176L39 175V176L37 177L35 175L32 178L31 175H28V171ZM199 170H200V172H199ZM259 170H260L261 173L260 172L257 173V171H259ZM226 171H227V173H226ZM213 172H214V177H213L214 181L212 179L213 183H210V182H212L210 180H211V178L213 176ZM219 172H220V174L223 172L222 173V177H225L224 179L222 178L220 180L221 177L219 179H216L218 177H215V176H218V175L220 176ZM230 172H232V173L230 174ZM248 172H251L252 176H250ZM3 173H4V175H3ZM211 173H212V176L210 175ZM256 173H257V175L259 177L256 176ZM19 174L20 175L22 174V175L20 176ZM26 174L28 176V180H29L31 185L28 183V180H26L24 182V180L27 178V176H25ZM41 174H44L45 178L43 177V175L40 176ZM226 174H227V177H226ZM253 174L255 175V177H253ZM9 175H10V177H9ZM230 175L231 176L234 175V176L231 177ZM5 176H8L9 180H8V177H5ZM239 176L241 177V179H240ZM42 177H43V179H42ZM236 177L238 178V180L235 181V179H237ZM34 178H35V180H34ZM30 179H32V180H30ZM36 179L38 180L37 183L33 184L36 181ZM39 179L40 180L42 179V182L44 181V179L46 180L44 182L45 183V185H44L45 188H44V186L42 187V185L44 183H42ZM204 179H208V180H206V181H208V183L206 181L203 182ZM215 179L218 181V184H220V185H223L224 182H227V184H224V185H226L225 186L226 187V191L228 190L227 194L225 192V194L223 193L222 196H221L220 193H218V195H216V193L218 192L219 186L217 185V183H215V181H216ZM226 179H227V181H226ZM231 179L234 180L235 184H238L237 185L238 187L239 186H243V187H239V189H237L238 187L236 185H234L233 181H230ZM249 179H251V181ZM222 180H224V182H222ZM9 181L12 182V186H11V183L8 184ZM31 181H33V182H31ZM219 181H221V182H219ZM1 182H3V183L5 182V183L4 184L2 183V185H1ZM17 182L20 183L19 184L20 186L17 185L18 184ZM23 182L26 185L21 184ZM254 182H255V184H254ZM47 183H48V185H46ZM209 183L214 185V189L212 188L213 185H210ZM229 183H230V187L232 186L233 188L229 187ZM28 184H29V186H27ZM208 184L211 187L207 186ZM6 185H7V188H5ZM39 185H40V189L38 188ZM23 186H24V188H23ZM30 186H31V188H30ZM227 186H228V188H227ZM15 187H16V189H15ZM17 187L18 188L20 187L21 190L18 189ZM41 187H42V189H41ZM189 187H190L191 190L189 189ZM235 187H236V189H235ZM2 188H3L4 192L2 191ZM26 188H28V189L26 190ZM216 188H217V190H216ZM229 188H230V190L232 189V191H230ZM243 188H245L247 190V192H246L245 189L243 190ZM10 189H12V191ZM23 189L26 190V192H25L26 196H25V194H23L24 193ZM32 189H35V190L38 189L40 191V193H39L38 190L35 192V190H32ZM192 189H195L196 192L193 191ZM16 190H17V192H16ZM28 190H30V191L27 192ZM31 190H32V192H31ZM188 190H189L190 193L188 192ZM13 191H15V192L13 193ZM19 191H21L22 194L24 195V200H22L23 198H19V197L15 196V193L16 194L21 193ZM45 191H46V194H45ZM233 191H235V192L237 191V193L235 194V192H233ZM42 192H44V193H42ZM191 192H193V195H192ZM214 192H216V193L214 194ZM232 192L234 193L233 195H232ZM41 193H42V196H40ZM183 193L186 194L187 197L185 195H183ZM228 193H231V194H228ZM37 194H38V198H37ZM43 194H44L45 197L43 196ZM247 194H248V197H247ZM52 195L54 196L52 198L53 201L55 200L54 203H53V201H50L51 200L50 198L52 197ZM1 196H0V198H1ZM10 196H12V197H10ZM28 196H29L30 199L33 198L32 200H34V199L35 200L34 201L30 200L28 198ZM182 196L184 198H182ZM47 197H49V198H47ZM59 197H61V198H59ZM16 198H17V201H16ZM25 198H27V199H25ZM39 198H41L42 201L44 199H46L50 203H48L46 200H44V202H42V201L38 202L36 199L40 200ZM218 198H219V200H218ZM221 198H222V200H221ZM223 198H224V200H223ZM10 199L11 200L15 199L13 204H12ZM225 199H226V202H225ZM25 200H27V201H25ZM21 201L22 202L25 201L26 203L24 202L25 204L24 203L21 204L22 203ZM28 201L32 202V203L29 204ZM17 202L19 203V205H18ZM33 202H35V203H33ZM40 202H42V203H40ZM38 203H40V204H38ZM51 203H52V205H50ZM231 203H232V205H231ZM6 204H8V205H6ZM26 204H27L28 208L26 207ZM36 204H38V205L36 206ZM48 204L51 207L53 206L54 209H55V211H53V208H50V206H49V209L51 211L50 213L52 215L51 214L47 215L49 213V210H47L48 209ZM11 205H14V206H11ZM28 205H31V206L33 205V206L31 207V206H28ZM218 205H222V206H218ZM22 206H25V207H22ZM56 206H57V208H56ZM33 207L34 208L37 207V208L34 209ZM45 207H46V211L44 210ZM221 207H222V209H220ZM22 208H24V209L21 210ZM26 208H27V211H25ZM29 208H31L32 210H30ZM28 209L30 210V212H29ZM227 209H228V211H227ZM5 210H6V212H5ZM33 210H35V211H33ZM39 210H40L41 213L39 212ZM232 210H234V211H232ZM7 211H8V213H7ZM15 211L19 212L20 214L16 212L18 214V216H17V214H15ZM42 211H43V213H42ZM47 211H48V213H46ZM225 211H227V212H225ZM10 212H11V215H10ZM21 213L26 214V215H23ZM4 214H5V216H4ZM13 214H15L17 217L15 216V218H14ZM42 214H44V215H42ZM54 214L56 216L58 215V217L55 218ZM30 215H32V217H30ZM35 215H36V217H35ZM40 215H42L43 217L40 216ZM64 215H66V216H64ZM172 215L175 216V217L172 218ZM7 216H12V217L7 219ZM23 216H25L26 220H28V221H26L23 218ZM45 216L47 217V219H45L46 218ZM48 216L49 217L52 216V218L54 217L53 219H56V221L54 220L55 222H52L53 220L52 221L49 220ZM59 217H60V223L58 221ZM66 217H68V218L64 219ZM35 218H36V220H35ZM6 219H7V222L9 223V225H6V224H8V223L5 222ZM14 219L15 220L17 219L18 222L15 221ZM30 219H32V221ZM81 219H83V222H84V223L81 222L82 224H80V221H79ZM12 220H13V222L15 221V223H14V224H16L15 227H17V225L19 226L20 224L22 225L24 223V225H25L24 228H26V229L22 230V228L24 226V225H22V227L20 228L22 230L21 232L23 233L25 231L26 233L24 232L23 234L26 235V237H28L27 239H29V237H30L31 240L29 239L27 241L26 237H24L22 235V233L19 230V227L21 225L19 227H17V229L19 231L18 230L16 231V228L13 227ZM64 220L65 221L68 220V221L65 222ZM77 220L79 221V224L77 223L78 222ZM29 221H30V223H28ZM36 221H38V222L36 223ZM46 221H48V222H46ZM10 222H11V224H10ZM19 222H20V224H18ZM33 222H34L35 226L32 225ZM75 222H76V225L78 224V226L80 225V227L76 226ZM248 222L249 223L251 222L250 225L251 226L254 225L255 227H251ZM4 223H6L5 224L6 228L4 227L5 226ZM45 223H47V224L51 223L52 226H51V224H48V226H47V224H45ZM54 223H55V225H53ZM58 223H59V226L57 225ZM66 223H68V225ZM42 224H44V226ZM153 224H157V225L154 227L153 230L148 231V236H146V234H145L147 232L146 230L149 229L150 226L152 227ZM10 225H12V226H10ZM27 225H28V227H27ZM41 225L43 226L42 227L43 229L40 228ZM36 226H37V228H36V230H34L35 229L34 227H36ZM45 226H46V228H44ZM54 226H56V227H54ZM64 226H66L65 228L67 230H63ZM72 226L81 229V231H84V230L85 231L82 232V234H81V233H79L80 230H78L77 228H76L77 230L76 229L74 230V228ZM245 226H247L248 227L247 229H250V230L245 229L246 228ZM7 227H11V229L7 228ZM47 227L50 229V231H48ZM89 227L92 228L93 230L90 229ZM30 228L32 229V232H31ZM68 228L69 229L71 228V230H69ZM94 228L97 229V231L99 232V234L101 236L97 235L98 232L95 231ZM251 228H252L253 233H257L256 235L258 237L255 234H253V233H251L250 236H249L250 233L248 235L245 234L246 231L251 232ZM6 229L8 231H6ZM9 229H10V231H9ZM13 229L16 232V233L14 232L16 237L20 238V240L25 238V240L23 239L24 241H19V240L17 241L18 238H15V235L12 234L13 233ZM41 229H42V231H40ZM54 229H56L58 234L56 233V231ZM72 229L74 231H76L75 233L77 234V236H76L75 233L73 234L74 231ZM87 229H89V230H87ZM141 229L143 230L144 233L141 232L142 231ZM2 230L6 231V232L3 233L4 231H2ZM28 230H29L30 233H28ZM51 230L54 231V232L52 233ZM101 230H102V232H100ZM33 231H35V233ZM66 231H67V233L69 232V234H66ZM243 231H244V233H243ZM8 232H11L12 235L11 234L9 235ZM39 232H41L42 234L39 233ZM43 232H45V233H43ZM46 232H47V234H46ZM70 232H72L71 233L72 235H70ZM94 232L97 233V234H92ZM27 233H28V236H27ZM38 233L40 234L39 237H41V235L44 236V234H46L49 238L47 239L46 235H45V237L39 238L38 235H37ZM244 234L246 235V237L243 236ZM6 235L8 236V238H6L7 237ZM31 235H33V236H31ZM54 235H56V236H54ZM58 235H59V237H58L59 239L57 241L56 238H57ZM80 235H84V236H82L84 238L87 237V235L90 236L89 239H93V242H94V243L93 242L90 243V245H92L91 249L94 248V246H95V248L99 247V244H101L102 245V246L100 245L101 249L106 250L105 251L106 255L107 254L108 255L105 256V253L103 251H101L100 256H98L99 255V249L97 250V248H96V250L98 251V255H97V251H95L96 254L94 253L92 257H90V258L83 257V255H84L83 253H86L89 250L88 249L89 246H85L86 244L84 243V239H82L80 237ZM34 236L36 237V239H38V241L32 240V238L35 239ZM51 236H53V238ZM60 236L63 237V238H61ZM50 237H51V239H50ZM247 237H251V239H249ZM253 237H256V239L255 238L252 239ZM259 237H260V240H259ZM11 238L13 240H16V241L11 240ZM43 238L45 239L44 242L47 243V244H45L43 242V240H44ZM66 238L69 241H67ZM75 238H77V240H75ZM41 239H43L41 241L42 243H40L42 245L39 244V242H40L39 240H41ZM62 239H64V242L67 241V245H66V243L64 244V246L66 245L67 249H65L66 247H64V246L61 249V246H60L59 247L60 250L57 249L56 251H54V245L53 244H56V243L59 242V244L61 245L60 241H62ZM81 239L83 240V242H81V244H79ZM237 239L240 240V243H243L242 247H241L240 243H239L240 245L237 244L239 242V240H237ZM245 239H246V241H245ZM50 240H52V242H50ZM53 240H55V243H54ZM252 240L255 241V242H256V240H259L260 242L258 241L259 243L256 242V244L254 245V242ZM97 241L100 242V243H98ZM230 241H231V243H230ZM247 241L248 242L251 241L250 244H248ZM12 242H14V244ZM17 242L18 243L20 242L19 244L21 246L19 244H17ZM26 242L27 243L28 242L29 243L32 242V243H30L31 245L28 243V245H30V246H28V245H26L27 244ZM37 242H38V244H36ZM74 242L77 243V244L75 243L76 246L73 245ZM252 242H253V244H252ZM8 243H9V245H8ZM33 243L35 244L34 246H32ZM50 243L53 246H50ZM95 243H98L97 246H96ZM11 244L12 245L17 244V245H15V248H14ZM69 244L72 247H74L75 249H72L71 246H68ZM251 244L253 245V247H251L252 246ZM37 245H39L40 249L38 248ZM82 245H84V246H82ZM248 245L249 246L251 245V246L249 247ZM27 246L29 248L31 247V249L26 248ZM79 246H81L83 248H81ZM5 247L8 248L10 251L7 250ZM11 247H13V249ZM41 247H42V249H41ZM48 247H49V249H47ZM50 247H52V248H50ZM84 247H86V248L84 249ZM107 247H109V248H107ZM110 247H112V249ZM113 247L116 249V251H114ZM248 247H249V249H248ZM254 247H256L257 250L255 249V251H254V249H253ZM2 248H4V250ZM17 248L21 249V251L18 250ZM77 248L78 249L80 248V250L83 249L85 251L87 249L88 250L86 252L83 251V253H81L82 252V250H81V252H80L81 256H80V254H79L80 250L78 251ZM227 248H232V249H230V251L234 250L233 252H237L238 255H237V253H233L232 251H231V253H230V251L228 252ZM33 249H35L36 251H33ZM71 249H72V251H71ZM242 249H244V250H242ZM51 250L54 251V253ZM62 250L68 251V252L70 250V252H69L70 254H68V252L67 253L63 252ZM130 250H132V251L130 252ZM149 250H153V252L155 253L154 257H152L151 254H148ZM155 250H157V255H156V251ZM237 250H239V251H237ZM26 251H29L30 254L28 252H26ZM76 251H78V252H76ZM109 251H111L110 254H109ZM112 251H114V253ZM49 252H51L52 254L49 253ZM31 253L34 254L33 256H35V254H37V259H34L36 256L35 257H33V256L31 257ZM45 253L48 254L49 258L47 257V255ZM72 253H74V255ZM77 253H78V255H77ZM102 253H104V255ZM228 253H230V254H228ZM242 253L244 254V256L241 255ZM59 254H61V256ZM247 254H248V256L246 257ZM70 255L73 256L71 258L74 259V261L71 260V258L69 257ZM236 255H237V257H236ZM38 256H39V258H38ZM50 256H51V258L54 257V258H52V260L53 259H55V260L52 261ZM74 256L76 258L78 257L77 258L78 260L75 259ZM79 257H81V258H79ZM93 257H95V258H93ZM178 257H180V259H181L180 261H179V259L176 260ZM251 257H252V259H251ZM63 258H64L65 261L63 260ZM66 258H67V260H66ZM91 258H93V259H91ZM152 258H154V259H152ZM248 258H250V261H249ZM7 259H9V260H7ZM68 259H69L70 262H67ZM80 259H81V261H80ZM247 259H248V261H247ZM57 261H58V263H56ZM77 261H78V263H77ZM176 261H178V262H176ZM1 264H2V262H1Z\"/></svg>", "mask_w": 264, "mask_h": 264}, {"label": "bare ground", "instance_id": "obj_2", "mask_svg": "<svg viewBox=\"0 0 264 264\" xmlns=\"http://www.w3.org/2000/svg\"><path fill=\"white\" fill-rule=\"evenodd\" d=\"M7 1H8V0H7ZM16 1H17V0H16ZM18 1H19V0H18ZM18 1H17V2H18ZM69 1H70V0H69ZM71 1H72V0H71ZM77 1H78V0H77ZM84 1H85V0H84ZM84 1H81V2H84ZM111 1H112V0H111ZM121 1H122L123 3L125 2L124 0H121ZM121 1H120V3H121ZM129 1H130V0H129ZM167 1H168V0H167ZM183 1H184V0H183ZM183 1H181V2H183ZM185 1H186V0H185ZM187 1H188V0H187ZM195 1H196V0H195ZM209 1H210V0H208V2H209ZM228 1H231L232 4H229V5L233 6L232 8H234V6H235L236 4H237V6H238V4L241 3V2L237 3L236 0H235V1H234L235 4L233 5L232 0H227V2H228ZM244 1H245V0H244ZM257 1H258V0H257ZM5 2H6V1H5ZM11 2H13V1L11 0ZM14 2H15V0H14ZM44 2H45V0H44ZM44 2H43V3H44ZM59 2H60V0H59ZM64 2H65V1H63V3H64ZM79 2H80V1H78L77 3L79 4ZM81 2H80V3H81ZM126 2H127V0H126ZM181 2H179V3L181 4ZM188 2H189V1H188ZM192 2H194V0H193ZM206 2H207V1H206ZM208 2H207V3H208ZM219 2H221V1L219 0ZM222 2H224V3H221V4H224V6H226V5H225V2H226V1H225V0L223 1V0H222ZM253 2H254V1H253ZM261 2H262V1H261ZM9 3H10V2H9ZM15 3H16V2H15ZM18 3H19V2H18ZM47 3H48V1H47ZM49 3H51V5H53V6L55 7V9H57V10L59 9L60 4H62V3L59 4V3H58V0H49ZM67 3H68V2H67ZM77 3H76V0H75V3H71V4H72L71 7H72V8L75 7V9L78 8V7H80V6H73V4L76 5ZM84 3H85V2H84ZM128 3H129V2H127V4H128ZM168 3H169V2H168ZM184 3H185V2H183V4H181V5L188 4V3H185V4H184ZM190 3H191V2H190ZM211 3H212V2H211ZM213 3H214L213 5H216L215 3H218V2H217V0H216V2H213ZM228 3H229V2H228ZM255 3H256V1H255ZM258 3H260V2H258ZM3 4H4L3 0H0V7L3 8ZM20 4H21V3H20ZM23 4H24V3H23ZM23 4L19 5L20 7H18V4H16L17 6H16V5H14V6H16V7H18V8H21ZM41 4H42V1H41ZM41 4L38 5L39 8L42 7ZM64 4H65V3H64ZM64 4H63V7H64ZM78 4H77V5H78ZM125 4H126V3H125ZM127 4H126V5H127ZM180 4H179V6H180ZM242 4H243V2H242ZM242 4H241L240 6H242ZM246 4H248V3H246ZM256 4H257V3H256ZM6 5H7V4H6ZM10 5L12 6L13 4H10ZM28 5H29V4H28ZM40 5H41V6H40ZM43 5H45V4H43ZM81 5H82V3H81ZM173 5H174V4H173ZM194 5H195V4H194ZM209 5H210V4H209ZM213 5H212V6H213ZM219 5H220V3H218V6H219ZM250 5H251V4H250ZM261 5H262V4H260V6H261ZM26 6H27V5H26ZM67 6H68V5H67ZM69 6H70V5H69ZM69 6H68V7H69ZM108 6H109V5H108ZM112 6H113V4H112ZM140 6H142V5H140ZM143 6H144V5H143ZM174 6H175V5H174ZM176 6H177V5H176ZM231 6H230V9H229V10L232 9ZM245 6H246V5H244L243 8H246ZM252 6H253V5H251L250 7L253 9ZM257 6H258V5H257ZM12 7H13V6H12ZM16 7H14V10H16ZM28 7H29V6H28ZM28 7H27V8H28ZM45 7H47V6H45ZM48 7H49V6H48ZM63 7L61 6V8H63ZM126 7H127V6H126ZM147 7H148V6H147ZM177 7H178V6H177ZM177 7H176V8H177ZM181 7H182V6H180V8H181ZM208 7H209V6H208ZM214 7H216V6H214ZM214 7H213V9H215ZM220 7H221V6H219V8H220ZM235 7H236V6H235ZM238 7H239V6H238ZM238 7H236L235 9H236V10L240 9V10H238V11L243 10V9H241L240 7H239V8H238ZM250 7H249V8H250ZM263 7H264V4H263ZM263 7H260V8H263ZM5 8H6V7H5ZM5 8H4V10H3V9H2V10L5 11ZM7 8H8V10H9V7H8V6H7ZM7 8H6V11H5V12H7ZM22 8H23V7H22ZM22 8H21V9H22ZM29 8H30V7H29ZM66 8H67V7H66ZM69 8H70V7H69ZM69 8H68V10H69ZM104 8H105V7H104ZM106 8H107V7H106ZM109 8H110V7H109ZM116 8H117V7H116ZM127 8H128V7H127ZM127 8H126V9H127ZM143 8H144V7H142V9H143ZM148 8H149V7H148ZM187 8H188V7H187ZM187 8H186V9H187ZM210 8H211V6H210ZM222 8H223V7H222ZM251 8H250V10L252 11ZM254 8L257 10L255 4H254ZM258 8H259V7H258ZM12 9H13V8H12ZM43 9H44V8H43ZM53 9H54V8H53ZM114 9H115V6H114ZM131 9H132V8H131ZM131 9H130V11H133V10H134V8H133V10H131ZM140 9H141V8H140ZM140 9H139V12L141 11V14H142V13L144 12V10L146 9V7H145V9H143V12H142V9H141V10H140ZM178 9H179V7H178ZM181 9H182V8H181ZM183 9H185V8H183ZM217 9H218V7H216L215 10L217 11ZM235 9H234V10H235ZM18 10H19V9H18ZM27 10L29 11V14H30V12H31V11H30L31 8H30V10H29V9H27ZM39 10H40V9H38V11H39ZM41 10H42V9H41ZM48 10H49V9H47V11H48ZM50 10H51V9H50ZM50 10H49V11H50ZM62 10H63V9H62ZM70 10H71V9H70ZM76 10H77V9H76ZM108 10H109V9H108ZM115 10H117V9H115ZM124 10H125V9H124ZM128 10H129V9H128ZM135 10H136V12H137V9H135ZM135 10H134V11H135ZM222 10L224 11V8H223ZM227 10H228V9H227ZM236 10H235V11L232 10L233 13L236 12ZM245 10H249V9H244L243 11H245ZM260 10H261V9H260ZM263 10H264V8H263ZM3 11H2V12H3ZM10 11H11V13L13 12V10H10ZM28 11H27V14H28ZM42 11H45V9L42 10ZM47 11L45 12L46 14L48 13ZM59 11H60V10H59ZM64 11H67V10H64ZM74 11H75V10H74ZM77 11H78V10H77ZM100 11H101V10H100ZM102 11H103V10H102ZM110 11H111V10H110ZM117 11L119 12V9H118ZM120 11H122V9H121ZM125 11H126V10H125ZM134 11H133V12H134ZM186 11L188 12V10H186ZM213 11H214V10H213ZM216 11H215V16H217V15H216ZM218 11H220V9H219ZM223 11H222V12H223ZM238 11H237V13H238ZM254 11H255V10L253 9L252 13H251V12H250V13L253 15V12H254ZM5 12H4V15H5ZM19 12H20V14H22V16H23V13L25 12V9H24L23 13H22L21 11H19ZM52 12H54V13H58V12H55V11H52ZM67 12H68V11H67ZM67 12H66V14L68 15ZM71 12H73V10H72ZM96 12H98V11H96ZM114 12H116V11H114ZM133 12H131V14H132ZM179 12H180V9H179ZM183 12H184V11H183ZM210 12H212V11L210 10ZM210 12H209V14H210ZM222 12H218V13L220 14V13H222ZM263 12H264V11H262V13H263ZM8 13H9V12H8ZM8 13H7V14H8ZM13 13L16 14L15 11H14ZM41 13H42V12H41ZM104 13H105V10H104ZM121 13L125 14L126 12L124 13V12L122 11ZM128 13H130V12H128ZM128 13H127V14H128ZM134 13H135V12H134ZM134 13H133V14H134ZM146 13H147V11L144 12L143 14H146ZM177 13H178V12H177ZM181 13H182V12H181ZM213 13H214V12H213ZM231 13H232V12H230V14H227V17H228V18H231V17H232L231 20H232L233 18H237V17H236V16L238 15L237 13H236V14H231ZM239 13H240V12H239ZM255 13H256V11H255ZM262 13H261V14H262ZM0 14H1V13H0ZM7 14H6V15H7ZM14 14H13V15H14ZM20 14H18V15H20ZM37 14H38V13H37ZM37 14H36V16H37ZM46 14H45V15H46ZM51 14H52V13H51ZM51 14L48 13L47 15H49V17H51V16H52V17H53V16H56L55 14H54V15H51ZM64 14H65V13H63V15H64ZM70 14H71V13H70ZM73 14H76V13H72V15H73ZM78 14H79V12H78ZM112 14H113V13H112ZM117 14H118V13H117ZM119 14H120V13H119ZM119 14H118V15H119ZM135 14L137 15L138 13H135ZM141 14H139V15H141ZM143 14H142V16H143ZM179 14H180V13H179ZM222 14H224V13H222ZM240 14H241V13H240ZM243 14H244V13L242 12V15H243ZM245 14H246V12H245ZM245 14H244V15H245ZM247 14H249L248 11H247ZM247 14H246V15H247ZM251 14H250V15H251ZM259 14H260V13H259ZM6 15H5V16H6ZM10 15H11V14H10ZM24 15H25V14H24ZM31 15H32V13H31ZM38 15H40V14H38ZM42 15H43V17L45 16V15H44V12L42 13ZM42 15H40V16L42 17ZM50 15H51V16H50ZM59 15H60V14H59ZM61 15H62V14H61ZM97 15H99V14H96V16H97ZM102 15H103V14H102ZM115 15H116V13H115ZM118 15H117V16H118ZM148 15H150V14L147 13V16H148ZM180 15H181V14H180ZM210 15H213V14L211 13ZM224 15H225V14H224ZM229 15H236V16H231V17H230ZM246 15H245V16H246ZM256 15H257V14H256ZM16 16H17V15H16ZM28 16H29V15H27V17H28ZM36 16H35V17L32 16V17H34V18L36 19ZM40 16H38V17H40ZM80 16H81V15H80ZM80 16H79V18H80ZM111 16H112V15H110V17H111ZM121 16H122V15H120V18H121ZM125 16H127V15H125ZM131 16H132V15H131ZM151 16H152V15H151ZM220 16H221V15H220ZM220 16H218L219 18L217 17L218 20L223 19V18H222L223 15H222L221 17H220ZM248 16H249V15H247L245 19H248ZM254 16H255V14H254ZM254 16H253V17H254ZM257 16H258V15H257ZM261 16H262V15H261ZM0 17L3 18L2 15H0ZM9 17H10V16H9ZM23 17H24V16H23ZM38 17H37V18H38ZM49 17H48V18H49ZM52 17H51V18H52ZM73 17H74V16H73ZM73 17H72V18H73ZM99 17H100V16H99ZM103 17H105V16H103ZM108 17H109V16H108ZM123 17H124V16H123ZM128 17L130 18V16H128ZM134 17H135V16H134ZM138 17H139V16H136V19H137L136 21H132V20H130L129 18L126 17V18H123L121 22H117V23H115V25H117L118 23L121 25L120 27H121V29H122V30H121L122 34L120 33V37H119V38H120L123 42H126V44L128 43V45H129V42H130V43H134V42H135V45H136V41H135V40H136V37L133 36V37H134V38H133V37H131V35L129 36L127 33H125V34H127L129 37H128V38L125 37L126 35H124V31H125L126 29H127L128 32H129L130 30H133V29L135 28V25H136V28H137V25H138V24H136V22H137L139 19H141V18H140L141 16L139 17V19H138ZM143 17H144V16H143ZM149 17H150V16H149ZM227 17L224 16V19L227 18ZM239 17H240V16H239ZM239 17H238V19H240ZM262 17H264V15H263ZM2 18H1V19H2ZM5 18H7V16H6ZM14 18H15V15H14ZM21 18H22V17H21ZM44 18H45V20H46V19L48 20V18H46V17H44ZM76 18H77V17H76ZM76 18L72 19V21H71V20H69V21L73 24V23H74L73 20H75ZM81 18H82V17H81ZM96 18H97V17H96ZM101 18H102V16H101ZM112 18H113V17H112ZM117 18H118V17H117ZM144 18H145V17H144ZM220 18H221V19H220ZM243 18H244V16H243ZM249 18H251V16H250ZM254 18H255V17H254ZM260 18H261V17H260ZM1 19H0V20H1ZM7 19H8V18H7ZM7 19H6V20H7ZM9 19H10V18H9ZM9 19H8V22L14 24L15 21L13 20L14 22H11V20L9 21ZM12 19H13V18H12ZM15 19H18V18H15ZM22 19L25 20V18H22ZM26 19H27V18H26ZM28 19H29V18H28ZM39 19H40V18H39ZM52 19H53V18H52ZM67 19H68V18H67ZM77 19H78V18H77ZM77 19H76V21H77ZM99 19H100V18H99ZM151 19H152V17L150 18V20H147V21L150 22ZM176 19H177V18H176ZM217 19H216V21H217ZM241 19H242V18H241ZM3 20H4V19H3ZM30 20H31V19H30ZM36 20H37V19H36ZM54 20L56 21L55 18H54ZM80 20H81V19H80ZM80 20H78L79 23H80ZM115 20H116V17H115ZM133 20H135V19H133ZM145 20H146V18L143 19L144 23H145ZM179 20L181 21L182 18L179 17V19H178L177 21L179 22ZM226 20H229V19H226ZM231 20H230V22H231ZM233 20H234V19H233ZM235 20H236V19H235ZM243 20H244V19H243ZM254 20H255V22H257L259 19H258V18H255ZM256 20H257V21H256ZM261 20H262V19H261ZM1 21H2V20H1ZM1 21H0V25H1ZM32 21H35V20L33 19ZM48 21H49V20H48ZM48 21H47V22H48ZM50 21H51V20H50ZM50 21H49V23H50ZM69 21H68V24H69ZM110 21H111V20H109V22H110ZM117 21H118V20H117ZM139 21H140V20H139ZM141 21H142V20H141ZM141 21H140V22H141ZM147 21H146V22H147ZM153 21H154V19H153ZM238 21H239V22H237V20H236L237 23H241L240 20H238ZM2 22H4V23H2V25H1V26H2V29H1V28H0V29L2 30L3 35H4V34L10 35V34H13V33H15V35H16V33H17V34H20V35L18 36V38H20V36H21V34L23 33V31H20L21 29L18 28L17 25L13 26L12 24H10V23H8V22H5V20L2 21ZM25 22L28 23V22H30V21H25ZM47 22H45V23L47 24ZM53 22H54V21H53ZM106 22H107V21H106ZM109 22H107V23H109ZM115 22H116V21H115ZM228 22H229V21H228ZM234 22H235V21H233V23H234ZM244 22H245V20H244ZM260 22H261V21L257 22V24L260 23ZM6 23H8V24H7L8 27L6 26L7 28L5 27V24H6ZM30 23H31V22H30ZM32 23H33V22H32ZM34 23H36V22H34ZM45 23H43V24H45ZM54 23H55V22H54ZM54 23H53V26H54ZM93 23H94V22H92V24H90V25H87L86 27L90 26V27L93 29V27H94V26H93ZM113 23H114V22H113ZM134 23H135V25H134ZM138 23H139V22H138ZM144 23H143V24H144ZM147 23H148V22H147ZM147 23H146V24H147ZM179 23H180V22H179ZM179 23L176 24V22H175V24H176L175 27H176L177 25L182 24V21H181L180 24H179ZM217 23H218V22H217ZM224 23H225V22H224ZM233 23H231L232 26H233ZM237 23H236V24H237ZM262 23H263V22H262ZM28 24H29V23H28ZM40 24H42V23H39L38 26H40L41 29H40V28L37 26V24H36V26H37L40 30H42L43 27H44V29L47 28V29H45V31L42 30L44 33H45V32H49L50 29H54V28H50V27H45L46 24H45L44 26H43V24H42V26H43V27H42ZM72 24H71V26L74 25V24H73V25H72ZM86 24H87V23H86ZM86 24H85V25H86ZM111 24H112V22H111ZM119 24H118V27H119ZM139 24H140V23H139ZM143 24H142V22H141V24H140L141 27H142ZM225 24H227V23H225ZM231 24H230V25H231ZM242 24H243V22H242ZM30 25H31V24H29V26H30ZM33 25H34V27H35V24H32L31 27H32ZM48 25H50V24H48ZM91 25H92V26H91ZM140 25H139V27H140ZM147 25H148V24H147ZM234 25H235V24H234ZM261 25H262V24H260V26H261ZM263 25H264V24H263ZM1 26H0V27H1ZM74 26H75V25H74ZM103 26H104V25H103ZM107 26H108V25H107ZM111 26H112V27L108 26L107 29H106V27H105V28L102 27L103 29H105V31H104V35H103V36L106 37L105 34H106L107 32H111V28H112V30H113V29L115 30L116 27L114 28V27H113L114 25H111ZM180 26H181V25H180ZM237 26L239 27V25H237ZM23 27H24V25H23ZM27 27H28V26H27ZM75 27H76V26H75ZM75 27H73V28L71 27V29L79 30L78 28H75ZM86 27H85V28H86ZM90 27H89V28H90ZM141 27H140V28H141ZM143 27H144V26H143ZM164 27H165V26H164ZM261 27H262V26H261ZM261 27H260V28H261ZM17 28H18L19 30H18ZM25 28H26V27H25ZM28 28H29V27H28ZM38 28H37V29H38ZM49 28H50V29H49ZM79 28H80V27H79ZM82 28H83V27H82ZM89 28H88V29H89ZM91 28H90V29H91ZM102 28H101V29H102ZM136 28L133 30V32L136 30ZM146 28H147V26H146ZM165 28H166V27H165ZM178 28H179V27H178ZM30 29H31V28H30ZM48 29H49V31H46V30H48ZM69 29H70V28H69ZM86 29H87V28H86ZM88 29H87V30H88ZM90 29H89V30H90ZM92 29H91V30H92ZM179 29H180V28H179ZM263 29H264V28H263ZM34 30H35V28H34ZM54 30H55V29H54ZM99 30H100V29H99ZM117 30H118V29H117ZM138 30H139V29H138ZM140 30H141V29H140ZM176 30H177V31H176ZM176 30H174L173 33L177 32V34L180 35V33H178V29H177V28H176ZM258 30H261V29H259V27H258ZM15 31H16V32H15ZM18 31H20V32H18ZM26 31H27V29H26ZM31 31H32V30H31ZM31 31H30V32H31ZM42 31H41V33H42ZM52 31H53V30H52ZM71 31H72V30H71ZM71 31H70V32H71ZM82 31H83V30H82ZM127 31H126V32H127ZM143 31H144V30H143ZM145 31H146V29H145ZM166 31H167V29H166ZM179 31H180V30H179ZM2 32H0V33L2 34ZM21 32H22V33H21ZM36 32L39 33V30H37ZM36 32H35L34 34H36ZM58 32L63 33V30H62V31H58ZM66 32H68V31H65V33H66ZM70 32H69V33H70ZM72 32H74V31H72ZM78 32H80V31H78ZM83 32H84V31H83ZM90 32H91V31H90ZM92 32H93V31H92ZM97 32H98V31H97ZM112 32H114V31H112ZM115 32H117V31H115ZM115 32H114V33H115ZM119 32H120V31H119ZM137 32H138V31H137ZM141 32H142V31H141ZM258 32H259V31H258ZM44 33H43V34H44ZM50 33H51V31H50ZM55 33H57V32H55ZM65 33H63L64 36H65ZM69 33H66V35H67V34L69 35ZM75 33H76V31H75ZM86 33H88V32H86ZM98 33H99V32H98ZM130 33H131V32H130ZM239 33H240V32H239ZM241 33H245V32H241ZM31 34H32V33H31ZM46 34H47V35H46ZM46 34H45V36H48V38L45 39V42H47V41L49 40V38L51 37L48 33H46ZM63 34H62V35H63ZM76 34H77V33H76ZM76 34H75V35L73 34V35L76 36ZM88 34H89V33H88ZM91 34H93V33H91ZM96 34H97V33H96ZM116 34H117V33H116ZM132 34H133V33H132ZM136 34H139V33H136ZM142 34H143V32L141 33V35H142ZM170 34H171V32H170ZM170 34H169V35H170ZM177 34H176V36H175V34L172 35L171 38L173 37V40H174V41H176V40L179 41V38L181 39V37H182L181 40H183V36L180 35V36H178V37H179V38H178V37H177ZM245 34H246V33H245ZM262 34L264 35V31H263ZM3 35H2V36H3ZM13 35H14V34H13ZM15 35H14V37H15ZM24 35L26 36V37L24 38L25 41H26V38H27L28 35H26V34H24ZM37 35H39V34H37ZM37 35H36V37H37ZM40 35L42 36V34H40ZM55 35H59V33H58V34H55ZM60 35H61V34H60ZM78 35H79V34H78ZM78 35H77V37H79ZM80 35H81V34H80ZM97 35H98V36H96V37H93V36H92L91 39L89 40V42L86 41V42H88V43H87V46H84V45H83L84 47L82 48V43H83V42L80 44L81 46H79V47H81V48H79V49H80V52H81V53H79L78 51H75V52L72 53V54L69 53L68 58L71 57V56H75V57L79 60V62H85V63H88V64L92 67L90 70H92V72L94 73V75H97V76H98V77H97V76L95 77V76L93 75L94 78L101 79V78H103V77L99 76V74H98L97 72H100V71L103 70L102 68H103V64L105 63L106 58L108 59V58H109L108 56H109V55H112V54H113V51H112L111 54H110V52L107 51V52L109 53L108 55H107V52H104L105 54H104L103 52H100L101 56H103L102 59H101V57L98 56L99 54L97 55L96 53H98V52L104 47V44H105V43H108V42H105L104 44H102V42H104V41H102V40H104V39H102V40H101L102 42L100 41V42L98 43V41H99V40H98V39H99V34H97ZM108 35H109V34H108ZM111 35H112V34H111ZM117 35H118V34H117ZM117 35H115V37H116ZM141 35H139V36L141 37ZM144 35H145V34H144ZM144 35H143V36H144ZM237 35H239V34H237ZM4 36H5V35H4ZM10 36H11V35H10ZM30 36H31V35H30ZM30 36H29V37H30ZM41 36H40V37H41ZM45 36H44V37H45ZM49 36H50V37H49ZM53 36H54V35H53V32H52V37H51V38H53ZM84 36H85V35H84ZM89 36H90V35H89ZM135 36H136V35H135ZM146 36H147V35H146ZM174 36H175V38H174ZM240 36H242V34H240ZM8 37H9V36H8ZM14 37H13V41H18L17 38L14 40ZM16 37H17V36H16ZM21 37H24V36H21ZM29 37H28V38H29ZM40 37H38V38H40ZM55 37H56V36H55ZM55 37H54V38H55ZM140 37H138V38H140ZM147 37H148V36H147ZM176 37H177L178 39H176ZM238 37H239V36H238ZM246 37H247V36H246ZM9 38L11 39V37H9ZM32 38H35V37H32ZM45 38H46V37H45ZM54 38H53V40H54V43H55L57 37H56V39H54ZM64 38H65V37H64ZM74 38H76V37H74ZM80 38H81V37H80ZM87 38H88V37H87ZM117 38H118V37H117ZM200 38H201V37H199V39H200ZM215 38H216V37H215ZM239 38H240V37H239ZM248 38H249V37H248ZM248 38H247V39H248ZM6 39H7V38H6ZM10 39H9V40H10ZM20 39H21V40H19V42H21V45H20V46L23 45V47H21V50H22V49L26 46V45L24 44V43H26V42H24V43L22 44V42L24 41V39H23V40H22V38H20ZM43 39H44V38H43ZM60 39H62V38H60ZM68 39H69V42H70V40L73 39V38H72V37H71V38L68 37ZM76 39H77V38H76ZM78 39H79V38H78ZM78 39H77V40H78ZM81 39H83V38H81ZM81 39H80V40H81ZM84 39H85V38H84ZM84 39H83V40H84ZM142 39H143V38H142ZM148 39H150V37H149ZM168 39L170 40V36H168ZM175 39H176V40H175ZM194 39H195V38H194ZM232 39H233V38H232ZM261 39H262V38H261ZM33 40H34V39H33ZM37 40H38V39L34 40L35 43L37 42ZM40 40H41V39H40ZM40 40H38V41H40ZM50 40H51V39H50ZM53 40H52V41H53ZM62 40H63V39H62ZM64 40H65V39H64ZM77 40H76V41H77ZM80 40H78V41L80 42ZM138 40H139V39H138ZM138 40H137V41H138ZM143 40H144V39H143ZM145 40H146V39H145ZM169 40H168V41H169ZM171 40H172V39H171ZM173 40H172L171 42H173V44H174L175 42H174ZM243 40H244V38H243L242 40H239V41H243ZM7 41H8V40H7ZM10 41H11V40H10ZM30 41H31V39H30ZM34 41H33V42H34ZM67 41H68V40H67ZM67 41H66L65 43H67ZM71 41L74 42V39L71 40ZM139 41H140V40H139ZM147 41H148V40H147ZM178 41H177V45H178ZM203 41H205V40H203ZM228 41H229V40H228ZM261 41H262V40H261ZM263 41H264V40H263ZM28 42H29V41H28ZM28 42H27V43H28ZM33 42H32V44H33ZM49 42H51V41H49ZM69 42H68V44H70ZM141 42H142V41H141ZM141 42H138V43L140 44ZM165 42H166V41H165ZM169 42H170V41H169ZM197 42H198V40H197ZM199 42H200V40H199ZM199 42H198V43H199ZM201 42H202V41H201ZM201 42H200L199 44H201ZM246 42H247V41H246ZM7 43H8V42H7ZM14 43H16V42H14ZM97 43H98V44H97ZM110 43H111V42H110ZM147 43H148V42H146V44H147ZM180 43H182V42H179V45H180ZM193 43H194V42H193ZM232 43H234L233 40H232ZM261 43H262V42H261ZM261 43H260V44H261ZM1 44H2V43H1V41H0V45H1ZM29 44H30V43H29ZM29 44H27V46H29ZM43 44H45V43H43ZM46 44H47V43H46ZM52 44H53V43H52ZM52 44H51V45H52ZM74 44H75V43H74ZM78 44H79V43H78ZM84 44H85V43H84ZM95 44H97V45L95 46V48H94V49H91L90 46H94ZM121 44H122V43H120V45H119V44H117V45H119V47H120ZM126 44H125V45H126ZM141 44H142V43H141ZM146 44H145V45H146ZM148 44H149V43H148ZM167 44H168V43H167ZM167 44H166V45H167ZM175 44H176V43H175ZM195 44H196V43H194V45H195ZM202 44H203V42H202ZM204 44H205V43H204ZM204 44H203V46H204ZM243 44H244V43H243ZM260 44H259V45H260ZM262 44H263V43H262ZM9 45L12 46V43L10 42ZM24 45H25V46H24ZM35 45H37V43L34 44L33 46H35ZM38 45H39V44H38ZM71 45H73V43H72ZM76 45H77V44H76ZM76 45H73V47L76 46ZM85 45H86V44H85ZM102 45H103V46H102ZM108 45H110V44L108 43ZM108 45L105 44V46H108ZM145 45L143 44V46H145ZM150 45H151V44H150ZM150 45H149V46H150ZM162 45H164V44H162ZM162 45H160V46H162ZM166 45H164V47H165ZM169 45H170V44H168V46H169ZM171 45H172V43H171ZM191 45H192V44H191ZM191 45H190V46H191ZM194 45H193V46H194ZM196 45H197V44H196ZM207 45H208V43H207ZM207 45H206V46H207ZM213 45H214V44H213ZM213 45H211V46H213ZM215 45H216V44H215ZM215 45H214V46H215ZM257 45H258V44H257ZM1 46H2V45H1ZM6 46H8V45H6ZM16 46H17V45H16ZM31 46H32V45H31ZM33 46H32V47H33ZM49 46H50V45H49ZM111 46H113V48H115V47L118 48V46H115V47H114V45H113L112 43H111ZM130 46H131V45H130ZM133 46H134V45H133ZM168 46H167V47H168ZM181 46H183V43L181 44ZM181 46H180V48H181ZM193 46H192V47H193ZM203 46H202V47H203ZM250 46H251V45H250ZM261 46H264V45H260V47H261ZM18 47H19V44H18ZM29 47H30V46H29ZM36 47H37V46H36ZM38 47H40V46H38ZM42 47H45V46H42ZM47 47H48V46H47ZM70 47H71V46H70ZM109 47H110V46H109ZM128 47H129V46H128ZM145 47H146V46H145ZM167 47H166V48H167ZM169 47H170V46H169ZM173 47H175V46L173 45ZM184 47H185V46H183V48H184ZM187 47H189V46H187ZM194 47H195V46H194ZM194 47H193V48H194ZM199 47H201V46H199ZM251 47H252V46H251ZM253 47H254V46H253ZM253 47H252V49H253ZM257 47H259V46H255L256 49H257ZM0 48H1V47H0ZM13 48H15V47L13 46L12 49H13ZM27 48H28V47H27ZM76 48H77V46H76ZM105 48H106V47H105ZM107 48H108V47H107ZM124 48H127V47H124ZM141 48H142V47H140V50H141ZM149 48H150V47H149ZM149 48H148V49H149ZM159 48H161V47H159ZM175 48H177V47H175ZM175 48H174L173 50H175ZM180 48H179V49H180ZM189 48L192 49L191 47H189ZM197 48H198V47H196V52H195V50H190V51H191V52L193 51L195 55H198L199 52H197V50H199L200 48H198V49H197ZM210 48H211V47H210ZM212 48H213V51H214L215 48H214V47H212ZM247 48H248V47H247ZM263 48H264V47H262L261 49L263 50V53H264V49H263ZM1 49H3V48H1ZM1 49H0V50H1ZM8 49H9V48H8ZM16 49H17V48H16ZM33 49H34V48H33ZM40 49H41V48H40ZM48 49H49V47H48ZM48 49L46 48V51H47ZM111 49H112V47H111ZM118 49L120 50L121 48H118ZM118 49H116V50L119 52ZM127 49H128V48H127ZM127 49H125V50H127ZM162 49H163V52H166V51H164V48H162ZM184 49H185V48H184ZM202 49H204V48H202ZM217 49H218V47H217L215 50L217 51ZM219 49H220V48H219ZM261 49H260V51H261ZM3 50H4V49H3ZM10 50H11V48H10ZM23 50H24V49H23ZM27 50H28V49H27ZM30 50H31V49H30ZM38 50H39V49H38ZM71 50H74V48L71 49ZM75 50H77V49H75ZM102 50L104 51V49H102ZM105 50H106V49H105ZM107 50H108V49H107ZM109 50H110V49H109ZM112 50H114V49H112ZM123 50H124V49H123ZM125 50H124V53H125ZM129 50L131 51V48H130ZM157 50L159 51V50H161V49H157ZM165 50H166V49H165ZM171 50H172V47H171ZM180 50H181V49H180ZM180 50H179V52L182 51V50H181V51H180ZM210 50H212V49H210ZM247 50H248V49H247ZM250 50H251V49H250ZM250 50H248V51H249L248 53H250V52H254V50H253V51H250ZM257 50H258V49H257ZM257 50H256V52H257ZM4 51H5V50H4ZM36 51H37V49H36ZM48 51H49V50H48ZM110 51H111V50H110ZM127 51H128V50H127ZM149 51H150V50H148V51H146V52H149ZM161 51H162V50H161ZM168 51H170L169 48H168ZM168 51H167V52H168ZM175 51H176V50H175ZM177 51H178V50H177ZM185 51H189V50L186 49ZM185 51H184V52H185ZM222 51H223V50H222ZM260 51H259V52H260ZM5 52H6V51H5ZM7 52H8V51H7ZM12 52H14V51H12ZM19 52H20V51H19ZM27 52H28V51H27ZM27 52H25V50H24V53H25V54H26ZM121 52L123 53V51L120 50L119 53H121ZM140 52H141V51H140ZM159 52H160V51H159ZM184 52H183V53H184ZM193 52H192V55H194ZM219 52H220V51H218L217 53H219ZM246 52H247V51H246ZM261 52H262V51H261ZM20 53H22V51H21ZM24 53H23V54H24ZM29 53H30V52H29ZM29 53H27V54L29 55ZM31 53H32V51H31ZM36 53H40V54H41L40 51H38V52H36ZM102 53H103L104 55H102ZM116 53H117V52H116ZM119 53H118L117 57L120 56L119 59H121V55H119ZM122 53H121V54H122ZM124 53H123V54H124ZM127 53H128V52H127ZM133 53H134V52H133ZM141 53H142V52H141ZM168 53H171V52H168ZM174 53H175V52H173V54H174ZM183 53H182V54H183ZM185 53H186V52H185ZM196 53H197V54H196ZM203 53H204V52H203ZM212 53H213V52H212ZM217 53H216V54H217ZM248 53H247V54H248ZM254 53H255V52H254ZM254 53H253V55H255ZM263 53L261 54V56L263 55ZM7 54L10 56L9 52H8ZM7 54H5V55H7ZM15 54H16V53H15ZM25 54H24V55H25ZM27 54H26V55H27ZM40 54H39V55H40ZM73 54H74V55H73ZM129 54H130V53H129ZM147 54H148V53H147ZM149 54H150V53H149ZM149 54H148V55H149ZM164 54H166V53H164ZM171 54H172V53H171ZM173 54H172V55H173ZM175 54H176V53H175ZM182 54L180 53V55H182ZM190 54H191V53H190ZM210 54H211V52H210ZM222 54H224V56H225V53H222ZM250 54H252V53H250ZM258 54L260 55V53H258ZM24 55H23V57H24ZM31 55H32V54H31ZM41 55H42V54H41ZM70 55H71V56H70ZM114 55L116 56L115 52H114ZM125 55H127V54H124L122 58H124ZM132 55H133V54H131L130 57H131ZM143 55H144V54H143ZM148 55H146V56H148ZM150 55H151V54H150ZM156 55H158L157 57H159V56L162 55V52H161V55H159V53H156ZM156 55H155V56H156ZM169 55H170V54H169ZM177 55H178V53H177ZM184 55H185V54H184ZM184 55H183V56H184ZM188 55H189V54H186L185 56H188ZM195 55H194V56H195ZM199 55H200V53H199ZM199 55H198V56H199ZM214 55H215V52H214ZM214 55H213V56H214ZM256 55H257V53H256ZM0 56H2V57H0V58H3L2 50H1ZM35 56H36V58L39 57V56L37 57L36 54H35ZM97 56H98V59H97ZM115 56H114V58H116ZM174 56H175V55H174ZM174 56H173V58H172L171 55H170V56H168V58L170 57V58L173 59L172 61H175V60H174ZM209 56H210V55H209ZM209 56H208V58H210L212 55H211L210 57H209ZM219 56H220V57H223V56L220 55V54H219ZM248 56H249V55H248ZM250 56H251V55H250ZM257 56H258V55H257ZM263 56H264V55H263ZM12 57H13V56L11 55L10 58H12ZM138 57H139V56H138ZM144 57H145V55H144ZM144 57H143V58H144ZM177 57H178V56H175V58H177ZM181 57H182V56H181ZM199 57H200V56H199ZM199 57H198V58H199ZM203 57H204V56H203ZM215 57H216V56H215ZM225 57H226V56H225ZM251 57H253V56H251ZM251 57H250V58H251ZM254 57L256 58V56H254ZM254 57H253V58H254ZM7 58L9 59L8 56H7ZM16 58H17V56H16ZM16 58L14 57V58H12V59H16ZM27 58H30V57H27V56H26V59H27ZM40 58H41V57H40ZM40 58H39V60L41 61ZM99 58H100V59H99ZM125 58L127 59V58H128V55L125 56ZM125 58H124V59H125ZM146 58H148V57H145V59H146ZM149 58H150V56H149ZM163 58H164V57H163ZM179 58H180V56H179ZM179 58H177V59H179ZM184 58H185V57H184ZM198 58H195V59L193 58V61L196 60V59H197V60H200V61H201V59H202L201 63H202L203 61H204V62L206 61V59L204 60V59L201 58V57H200L201 59H198ZM212 58H214V57H212ZM233 58H234V57H233ZM246 58H247V57H246ZM259 58H260V56H259ZM259 58H256V61H257V59L259 60ZM3 59H4V58H3ZM12 59H11V60H12ZM117 59H118V58H117ZM119 59H118V60H119ZM128 59H130V58H128ZM139 59H141V58H139ZM164 59H166V57H165ZM177 59H176V60H177ZM180 59H181V58H180ZM190 59H191V55H190ZM214 59H215V58H214ZM222 59H223V58H221V60L219 59L220 62L218 63V65H216L217 63L214 64V65H216L215 68L220 69V70H221V69H223V70L225 69V70H226V68H228V65L226 64L228 61H226V63H223V62H221ZM228 59H229V58H228ZM240 59H241V61H239L240 63H238V62L236 61L237 64H242L241 62H243V63L245 62L246 64L249 63V62L247 63L246 60H245V61H242V60H243L242 58H240ZM240 59H238V60H240ZM248 59H249V58H248ZM262 59H263V60H262ZM1 60H2V59H1ZM1 60H0V62H1ZM20 60H21V59H20ZM67 60H68V59H67ZM143 60H144V59H143ZM143 60H142V61H143ZM185 60H187V58H186ZM197 60H196V61H197ZM211 60H212V59H211ZM229 60H230V59H229ZM231 60H232V62H233V59H231ZM253 60H254V59H253ZM253 60H251V63H252ZM260 60L264 61V57H263V58L261 57ZM6 61H7V60H6ZM8 61H9V60H8ZM18 61H19V60H18ZM31 61H33V59H32ZM68 61H69V60H68ZM106 61H107V60H106ZM109 61H110V58H109ZM116 61H117V60H116ZM131 61H132V60H131ZM137 61H138V59L136 60L135 63H137ZM149 61H150V60H149ZM151 61H152V60H151ZM151 61H150V62H151ZM166 61H167V59H166ZM166 61H165V62H166ZM172 61H171V62H172ZM177 61H178L179 64H181V65H179L181 68H182V67H185V66L182 65V63H180V62H182V61H180V60H177ZM188 61H189V60H188ZM190 61H191V60H190ZM193 61H192V62H193ZM212 61H213V60H212ZM214 61H215V60H214ZM223 61H225V59H224ZM247 61H248V60H247ZM249 61H250V60H249ZM256 61H254V62H256ZM10 62H11V61H10ZM13 62H14V61H13ZM16 62H17V61H16ZM35 62H36V61H35ZM111 62L114 63V62H115V59H114V61L112 60ZM111 62H110V63H111ZM118 62H119V61H118ZM121 62H124V61L121 59ZM125 62H126V61H125ZM129 62H130V61L128 60V62H126V63H129ZM206 62H207V61H206ZM217 62H218V61H217ZM257 62H258V61H257ZM5 63H6V62H5ZM8 63H9V62H8ZM19 63H20V61H19ZM22 63H23V65H24V64L27 65L29 62H28L27 64L24 63V62H22ZM39 63H41V62H39ZM113 63H112V64H106V63H105V66H106V65H113ZM116 63H117V62H116ZM126 63H125V66H126ZM146 63H147V62H146ZM160 63H161V62H160ZM162 63H163V60H162ZM162 63H161V64H162ZM169 63H170V62L166 63L165 66H166L167 64H169ZM172 63H173V62H172ZM175 63H176V64H175ZM178 63H177V62H174V65H176L177 70H178V67H177ZM184 63H185V62H184ZM198 63H199V62H198ZM198 63H196V64H198ZM210 63H211V62H210ZM213 63H214V62H213ZM222 63H223V64H222ZM228 63H230V61H229ZM261 63H262V62H261ZM263 63H264V62H263ZM263 63L261 64L262 66H264ZM0 64H1V63H0ZM2 64H3V62H2ZM11 64H12V63H11ZM13 64H14V63H13ZM33 64H34V63H33ZM122 64H124V63H122ZM122 64H121V65H122ZM130 64H131V62L129 63V65H130ZM138 64H139V63H138ZM142 64H143V63H142ZM149 64H151V63H149ZM163 64H164V63H163ZM208 64H209V63H208ZM225 64H226V65H225ZM233 64H234V62H233ZM233 64H232V65H233ZM255 64H256V63H255ZM7 65H8V64H7ZM17 65H18V62H17ZM23 65H21V66L19 65L20 67H19V68L17 67L16 69L18 70V69H20L21 67H22L21 69H23V68H24ZM38 65H39V64H38ZM140 65H141V63H140ZM171 65H172V64H170V66H171ZM199 65H200V64H199ZM212 65H213V64H212ZM229 65H230V64H229ZM248 65H249V64H248ZM256 65H257V66H261V65H258V64H256ZM256 65H255V66H256ZM5 66H6V65H5ZM5 66H3L2 68H5ZM13 66H14V65H13ZM13 66L10 65V68H12ZM15 66H16V64H15ZM27 66H28V65H27ZM105 66H104V67H105ZM115 66H116V64H115ZM118 66H119V63H118ZM133 66H134V65H133ZM138 66H139V65H138ZM138 66H137V67H138ZM141 66H142V65H141ZM163 66H164V65H163ZM205 66H206V64H205ZM205 66H204V67H205ZM235 66H236V65H235ZM235 66H234V65L231 66V68H232L233 71H235V69L237 68L238 65L236 66V68H235ZM242 66H243V65H242ZM255 66H254V64H253V67H252V68H254ZM262 66H261L260 68H262ZM6 67H7V66H6ZM39 67H40V65H39ZM113 67H114V66H113ZM113 67H112V68H113ZM146 67H147V66H146ZM180 67H179V70L181 69ZM202 67H203V64L201 65V67L198 66V68H202ZM239 67H240V65H239ZM246 67H248V66H246ZM2 68H1L0 70H3ZM8 68H9V66H8ZM10 68H9V69H10ZM25 68H26V67H25ZM41 68H42V67H41ZM105 68H106V67H105ZM115 68H116V67H115ZM118 68H120V67H118ZM122 68H123V71L126 70V68H125V69H124V67H122ZM135 68H136V67H135ZM135 68H134V69H135ZM141 68H142V67H141ZM165 68L168 69V67H165ZM173 68H174V67H173ZM173 68H172V69H173ZM185 68H186V67H185ZM195 68H197V67H195ZM205 68H207V67H205ZM211 68H212V67H211ZM211 68H208V69H209V70H212ZM229 68H230V66H229ZM231 68H230V69H231ZM241 68H242V67H241ZM244 68H245V67H244ZM248 68L251 69L250 67H248ZM258 68H259V67H258ZM5 69H6V68H5ZM26 69H27V68H26ZM31 69H32V66H31ZM34 69H35V68H34ZM101 69H102V70H101ZM113 69H114V68H113ZM113 69H112V70H113ZM120 69H121V68H120ZM166 69H164V67H163V70H166ZM170 69H171V68H170ZM170 69L167 70V71L170 72ZM217 69H216V70H217ZM238 69L240 70V68H237V70H236L235 73H237ZM249 69H248V70H249ZM262 69H264V68H262ZM7 70H8V69H7ZM7 70H6V71H7ZM11 70H12V69H11ZM13 70H14V69H13ZM115 70H116V69H115ZM142 70H143V69H142ZM161 70H162V69H161ZM163 70H162V71H163ZM183 70H185V69H183ZM183 70H182V71H183ZM189 70H191V69H189ZM189 70H188V71H189ZM202 70H204V69H202ZM213 70H214V68H213ZM220 70H218V71H220ZM248 70H245V71L247 72ZM256 70L259 72V75H260L261 72L257 69V67H256ZM4 71H5V70H4ZM19 71H21V70H19ZM28 71H30V70L28 69ZM104 71H105V70H104ZM104 71H102L103 74H104ZM106 71H107V70H106ZM106 71H105V72H106ZM117 71H118V70H117ZM121 71H122V70H121ZM121 71H120V74H121ZM153 71H154V70H153ZM174 71H175V70H173L172 72H174ZM182 71L180 70V73H181ZM185 71H186V70H185ZM185 71H184V72H185ZM218 71H217V74H218ZM226 71L228 72L229 69L226 70ZM230 71H231V70H230ZM241 71H242V70H241ZM241 71H240V73H242V72L244 73V71H242V72H241ZM250 71H251V70H250ZM252 71H253V69H252ZM252 71H251V72H252ZM8 72H9V70H8ZM8 72H7V73H8ZM17 72H18V71H17ZM30 72H31V71H30ZM32 72H33V69H32ZM32 72H31V73H32ZM39 72H40V71H39ZM87 72H88V71H87ZM90 72H91V71H89V73H90ZM130 72H131V71H130ZM130 72H129V73H130ZM133 72H134V71H133ZM141 72H142L141 70H140V73H139V71H138V74L140 75ZM163 72H164V71H163ZM163 72H162V73H163ZM169 72H168V73H169ZM172 72H171V73H172ZM186 72H187V71H186ZM186 72H185V73H186ZM203 72H204V71H203ZM213 72H214V71H213ZM224 72H225V71H224ZM246 72H245V73H246ZM0 73H1V72H0ZM2 73H3V72H2ZM4 73H5V72H4ZM9 73H10V72H9ZM9 73H8V74H9ZM14 73H15V72H14ZM18 73H20V72H18ZM28 73H29V72H28ZM34 73H37V74H38V72H36V70H35ZM89 73H88V76H87V73H86V75H85V73H83V74H84L86 77H89V76L92 75L91 73H90L91 75H90ZM116 73H117V72H116ZM122 73H123V72H122ZM125 73H126V72H125ZM129 73H128V74H129ZM171 73H170V74H171ZM174 73H176V72H174ZM182 73H183V72H182ZM182 73H181V74H182ZM215 73H216V72H215ZM220 73H221V71H220ZM222 73H223V72H222ZM230 73H232V72H230ZM233 73H234V72H233ZM249 73H250V72H249ZM253 73H254V72H253ZM263 73H264V72H263ZM83 74H82V75H83ZM105 74H106V73H105ZM111 74H112V73H111ZM117 74H118V73H117ZM126 74H127V73H126ZM133 74H134V73H133ZM133 74H132V75H133ZM170 74H169V76H168L169 78H170ZM172 74H173V73H172ZM172 74H171V75H172ZM181 74H179V75L181 76ZM192 74H193V73H192ZM209 74H210V73H209ZM211 74H212V73H211ZM211 74H210V76H213V75H211ZM256 74H257V73H255V75H256ZM3 75H4V74H3ZM10 75H12V72H11ZM19 75H20V74H19ZM25 75H26V73H25ZM100 75H102V74H100ZM108 75H109V74H108ZM113 75H114V74H113ZM132 75H130V76H132ZM139 75H138V76H139ZM161 75H162V74H161ZM163 75H164V73H163ZM163 75H162V76H163ZM165 75H167V73H165ZM176 75H178V74H176ZM186 75H187V73H186ZM193 75H194V74H193ZM230 75L233 76V75H235V74H230ZM245 75H248V74H245ZM252 75H253V74H252ZM259 75H258L257 77H260V78H261V76L263 77V75H261V76H259ZM6 76H7V74H6ZM14 76H15V75H14ZM16 76H17V75H16ZM16 76H15V78H16ZM20 76H21V75H20ZM31 76H32V74H31ZM40 76H41V75H40ZM40 76H38V77H39V78H38L39 80H40ZM93 76H92V77H93ZM102 76H104V75H102ZM106 76H107V75H106ZM116 76H118V77H119L118 79H120V77L123 76V75H121V76L116 75ZM136 76H137V75H136ZM136 76H135V77H136ZM162 76H161V77H162ZM195 76H196V75H195ZM203 76H204V75H203ZM215 76H216V75H215ZM215 76H213V77H215ZM218 76H219V75H218ZM224 76H225V75H224V73H223V76H222V77H224ZM237 76H238V75H237ZM237 76H236L234 79L238 78ZM239 76H240V74H239ZM242 76H243V75H242ZM249 76H250V75H249ZM11 77H12V76H11ZM27 77H28V76H27ZM33 77H34V76H33ZM33 77H32V78H33ZM109 77H110V76H109ZM113 77H115V76H113ZM132 77H133L132 80H134L135 77H134V76H132ZM164 77L166 78V76H164ZM171 77H172V76H171ZM181 77H182V76H181ZM183 77H184V76H183ZM183 77H182V79H183ZM185 77H186V76H185ZM185 77H184V78H185ZM189 77H190V76H189ZM222 77H220V78H222ZM228 77H230V76H228ZM250 77H252V76H250ZM250 77L247 78L249 81H251V79H249ZM12 78H13V77H12ZM34 78H35V77H34ZM34 78H33V80H34ZM41 78H43V77H41ZM136 78H138V77H136ZM173 78H174V79H173L174 81H175V79H178L177 76H176V78L173 76ZM218 78H219V77H218ZM241 78H242V77H241ZM241 78H238V79H241ZM17 79H18V78L15 79V82H17V83L20 82V79H19V81H18ZM21 79H23L22 76H21ZM26 79H27V78H25V80H26ZM29 79H30V75H29ZM36 79H37V78H36ZM36 79H35V80H36ZM91 79L93 80V78H91ZM111 79L113 80L112 77H111ZM111 79H110V81H111ZM115 79H117V78L115 77ZM118 79H117V80H118ZM138 79H139V78H138ZM206 79H209V78L206 77ZM211 79H212V78H211ZM222 79H223V81H224V80H228V81L231 80V82L233 81V78H232V79H227V78L224 79V78H222ZM16 80H17V81H16ZM23 80H24V79H23ZM25 80H24V81H25ZM33 80L30 79L31 82H32ZM42 80H44V79H42ZM45 80H46V79H45ZM92 80H91V81H92ZM105 80H106V78H105ZM107 80H108V78H107ZM121 80H122V79H121ZM161 80H162V79H161ZM163 80H164V82H166L165 80H168V78H167V79H164V78H163ZM163 80L160 81V82H163ZM171 80H172V79H171ZM187 80H188V79H187ZM212 80H213V79H212ZM243 80H244V77L242 78V81H243ZM254 80H255V79H254ZM254 80H253V81H254ZM260 80H262V79H260ZM260 80H259V81H260ZM0 81H1V79H0ZM27 81H28V80H27ZM27 81H25V82H27ZM30 81H29V82H30ZM40 81H41V80H40ZM40 81H39V82H40ZM99 81H100V80H99ZM101 81H104V80H101ZM110 81H109V82H110ZM114 81H115V80H114ZM118 81H119V80H118ZM135 81H137V79H136ZM169 81H170V80H169ZM178 81H181V82L183 83L185 80H184V79H183V80L180 79V80H178ZM190 81H191V80H190ZM209 81H210V80H209ZM213 81H216V80L214 79ZM220 81H221V80H220ZM234 81H235V80H234ZM234 81H233V82H234ZM239 81H240V80H239ZM249 81H248V82H249ZM256 81H257V80H256ZM263 81H264V80L260 81V83H261V82L263 83ZM13 82H14V81H13ZM25 82H23L22 85H24ZM105 82H107V81H105ZM109 82H108V84H109ZM112 82H113V81H112ZM130 82H131V81H130ZM176 82H177V81H176ZM176 82H175V83H176ZM210 82H211V81H210ZM224 82H225V81H224ZM248 82H246V83H248ZM4 83H5V82H4ZM20 83H21V82H20ZM37 83H38V82L33 83V84L30 83V84H31V87L33 88L32 85L35 86V84H37ZM41 83H43V82H41ZM114 83H115V82H114ZM167 83H170V82L167 81L165 86L168 85ZM171 83L173 84L172 81H171ZM171 83H170V85H171ZM182 83H181V84H182ZM188 83H190V82L188 81ZM200 83H202V82H200ZM221 83L223 84L222 81H221ZM229 83H230V82H229ZM229 83L227 82V86H228ZM235 83H236V82H235ZM241 83H242V82H241ZM241 83H240V84H241ZM244 83H245V82H244ZM257 83H259V82H257ZM260 83H259V84H260ZM262 83H261V87H262ZM1 84H2V83H1ZM26 84H28V83H26ZM44 84H45V83H43V85H44ZM108 84H107V85H108ZM190 84H191V83H190ZM204 84H205V83H204ZM231 84L233 85V83H230V85H231ZM238 84H239V83H238ZM248 84H250V83H248ZM255 84H256V83H255ZM255 84H254V85H255ZM259 84H258V86H259ZM20 85H21V84H20ZM37 85H39V84H37ZM40 85L43 86L42 84H40ZM45 85H46V84H45ZM105 85H106V84H105ZM107 85H106V86H107ZM110 85H111V83H110ZM162 85H163V84H162ZM170 85H169V86H170ZM174 85H175V84H174ZM174 85H173V86H174ZM214 85H215V84H214ZM216 85H218V84H216ZM216 85H215V86H216ZM219 85H220V84H219ZM219 85H218V86H219ZM230 85H229L228 87H227L226 85H222V86L227 87L228 89H229L230 87L233 88V86H230ZM234 85H235V84H234ZM241 85H242V84H241ZM246 85H247V84H246ZM251 85H252V84H251ZM263 85H264V84H263ZM0 86H2V85H0ZM4 86H5V87H4V89H5V95H6L7 102H8V103H6V101H5V103L9 106V108H14V107H19V108H21V107H22V102H23L22 97H24L23 94L26 93L27 91H28L27 93H29V90L31 89V87H28V88H30V89H28L27 91H26V88H25L24 90H25L26 92H24V93L20 96V94L22 93V92H21V89H22V88L20 89V87H19V83H18L17 85H14V86H13V84H11V82L8 83V82L6 81V83L4 84ZM15 86H16V87H15ZM169 86H167L166 89H167ZM184 86H185V84H184ZM207 86H208V87L211 86V90H213L212 88H214V86L212 87L211 84H210V86H209V83H208ZM222 86H221V87H222ZM236 86H237V83H236ZM243 86H245V84H244ZM249 86H250V85H249ZM249 86L247 85V87H249ZM43 87H44V86H43ZM45 87H46V86H45ZM49 87L51 88V85H50V86L48 85V88H49ZM171 87H172V86H171ZM171 87H170V88H171ZM174 87H180L179 83H178V86H174ZM174 87H172L173 89H172V88H171V89L174 90ZM186 87L189 88L188 86H186ZM193 87H195V85H194ZM198 87H199V86H198ZM216 87H217V86H216ZM239 87H240V86H239ZM239 87H235V89H236V88H239ZM251 87H252V86H251ZM251 87H250V88H251ZM253 87H254V86H253ZM263 87H264V86H263ZM2 88H3V87H2ZM23 88H24V87H23ZM46 88H47V87H46ZM48 88H47V89H48ZM50 88H49V89H50ZM102 88H103L102 90L104 91V90H105L104 87H102ZM105 88H106V87H105ZM164 88H165V87H164ZM170 88H169V89H170ZM181 88H182V87L179 88L177 94H179V93H180L181 95L183 94ZM183 88H185V87H183ZM187 88H186V89H187ZM191 88H192V84H191ZM200 88H201V86H200ZM202 88H203V86H202ZM204 88H205V87H204ZM204 88H203V90H205ZM243 88H244V87H243ZM243 88H242V89H243ZM250 88H249V89H250ZM42 89L44 90L43 94H45V95H43L42 92H41V93L39 92V93H40L39 96L43 95V97H41V98H43V100H45V97H44V96H46V94H47L46 99H49L50 96H49L48 93L50 92V90H49V91L47 90V92H45V88H42ZM42 89H41V90H42ZM106 89H107V88H106ZM169 89H167V93L170 92V91H168ZM186 89H185V90H186ZM194 89H196V88H194ZM216 89H220V88L217 87V88H215V90H216ZM224 89H225V88H224ZM233 89H234V88H233ZM233 89H232V90H233ZM242 89H239V90H242ZM249 89H248V91L251 90V89H250V90H249ZM256 89H257V88H256ZM263 89H264V88H263ZM31 90H32V89H31ZM31 90H30V93L32 92ZM33 90H34V88H33ZM41 90L38 89L37 91H41ZM43 90H42V91H43ZM180 90H181V91H180ZM189 90H190V89H189ZM189 90H188V91H189ZM199 90L201 91L202 89H199ZM199 90H197V91H199ZM229 90H231V89H229ZM244 90H245V89H244ZM259 90H261V89H259ZM37 91H36V92H37ZM51 91H52V90H51ZM175 91L177 92V89H176V88H175ZM175 91H174V92H175ZM188 91L186 92L187 95H188ZM193 91H194V90H193ZM193 91L191 90V93H192ZM197 91H195V93H197ZM206 91H207V90H206ZM217 91H218V90H217ZM223 91L226 92L227 90H223ZM234 91L237 92V90H234ZM255 91H256V90H255ZM257 91H258V90H257ZM33 92H34V91H33ZM36 92H35V94L33 93L34 95H32V94H31V96L29 95L30 98H32V96H33V97H35V100H36V96H37V95H36ZM176 92H175V93H176ZM181 92H182V93H181ZM239 92L242 93L243 91H242V92L239 91ZM253 92H254V91H253ZM253 92L251 91L252 94H253ZM259 92H260V91H259ZM0 93H1V92H0ZM27 93H26V94H27ZM30 93H29V94H30ZM39 93H38V94H39ZM104 93H105V91H104ZM165 93H166V92H165ZM175 93H174V95H175ZM198 93H199V92H198ZM201 93H203V92H201ZM201 93H199V96L201 95ZM212 93H213V92H212ZM221 93H222V91H221ZM237 93H238V92H237ZM237 93H235V94L237 95ZM240 93H239V94H240ZM243 93H246V91L243 92ZM257 93H258V92H257ZM261 93H264V92H261ZM261 93L258 94V96H255L256 99H257L258 97H261V96L263 95V94L261 95ZM98 94H99V93H98ZM101 94H102V93H101ZM105 94H106V93H105ZM170 94H171V93H170ZM180 94H179V95H180ZM204 94H205V93H204ZM204 94H202V95H204ZM206 94H207V92H206ZM206 94H205V95H206ZM216 94H217V93H216ZM225 94H227V93H225ZM225 94L223 93V95H225ZM235 94H234V92H233V95H234V96H236ZM248 94H249V93H248ZM35 95H36V96H35ZM50 95L53 96L52 92H51ZM191 95H192V94H191ZM197 95H198V94H197ZM212 95H213V94H212ZM217 95H218V94H217ZM220 95H222V94H220ZM227 95H228V94H227ZM229 95H230V97H231L232 94H229ZM233 95H232V97H231L232 100H233V98H234ZM242 95H243V97H244V94H242ZM249 95H250V94H249ZM249 95H248V96H249ZM254 95H255V94H254ZM256 95H257V94H256ZM260 95H261V96H260ZM29 96L27 95V97H29ZM39 96H38V97H39ZM48 96H49V97H48ZM182 96H184V94H183ZM182 96H181V97H180V96H178V97H177V96H174V97L171 96V97H173V102H174V104H177V105L182 106L183 103H184V104H187V105H188V103H187V101H189L188 98L191 97V98H190V100H191V99H196V97H197V96L194 97L193 95L189 97V95H188V96H186L187 99H185V96H184V97H182ZM209 96H210V94H209ZM214 96H216V95H214ZM214 96H213V97H214ZM245 96H246V95H245ZM248 96H247V97H248ZM263 96H264V95H263ZM0 97H1V96H0ZM4 97H5V96H4ZM54 97H55V96H53L52 98L54 99ZM179 97H180V98H179ZM193 97H194V98H193ZM202 97H203V96H201V98H202ZM221 97H222V96H221ZM239 97L241 98V99H239V103H240V101H241V100L243 101V99H242V97H241L240 95H239ZM253 97H254V96H253ZM30 98H28L27 100H30V102H31V99H30ZM41 98H39V99H41ZM50 98H51V97H50ZM201 98L198 97V101H199V99H200V100H203V98H202V99H201ZM204 98L206 99V98H208V97H204ZM210 98H212V97H210ZM215 98H216V97H215ZM223 98H224V100H226L225 97H223ZM228 98H229V97H228ZM245 98H246V97H245ZM37 99H38V98H37ZM39 99H38V100H39ZM212 99H213V98H212ZM217 99H218V98H217ZM217 99H215V100H217ZM220 99H221V98H220ZM237 99H238V97H237ZM248 99H249V98H248ZM251 99H252V98H251ZM256 99H255V100L252 99V100H254V102H255ZM259 99H261V98H259ZM263 99H264V98H263ZM4 100H5V99H4ZM4 100L2 99V102H3ZM32 100H33L32 102H35V103H36V101H37V100L34 101L33 98H32ZM50 100H51V99H49V104H51V103H50ZM196 100H197V99H196ZM206 100H210V99H206ZM224 100H222V102H223ZM234 100H235V99H234ZM40 101H41V100H40ZM51 101H52V100H51ZM106 101H107V100H105V102H106ZM139 101H140V100H139ZM191 101H192V100H191ZM220 101H221V100H220ZM220 101H219V103H220ZM242 101H241V102H242ZM248 101H249V100H247V102H248ZM250 101H251V100H250ZM262 101L264 102V100H262ZM32 102H31V103H32ZM37 102H38V101H37ZM43 102H45V101H43ZM52 102H53V101H52ZM194 102H195V101H194ZM194 102L192 101L193 105H194ZM199 102H200V101H199ZM203 102H204V101H203ZM208 102H209V101H208ZM208 102H206V104H207L208 106H207V109H204L205 111L208 110V109H209V110H212V111H215L214 109H215L216 107H217V109H218V111H219V108H220L221 106L218 108L219 105L216 106V104H218L216 101H214V103H216V104L213 103V105H209ZM211 102H212V100H211ZM211 102H210V103H211ZM222 102H221L220 104H222ZM244 102L246 103V100H245ZM259 102H261V101H259ZM3 103H4V102H3ZM5 103H4V104H5ZM35 103L32 104V105H34V108H35ZM54 103H55V102H54ZM192 103H191V104H192ZM223 103H224L223 106L225 105L224 108L226 109V106H227V105L225 104V102H223ZM234 103H235V102H234ZM237 103H238V100H237ZM239 103H238V105H241V103H240V104H239ZM242 103H243V102H242ZM245 103H244V104H245ZM249 103H250V102H249ZM251 103H252V102H251ZM256 103H258V102H256ZM6 104H5V105H6ZM25 104H26V100H25V102H24V105H25ZM28 104L30 105V103H28ZM28 104H27V107L29 106ZM47 104H48V103H47ZM52 104H53V103H52ZM196 104H197V102H196ZM199 104H200V103H199ZM202 104H203V103H201V105H202ZM230 104H231V103H230ZM244 104H242V105L244 106ZM254 104H255V103H254ZM260 104H261V103H260ZM260 104H258V105H260ZM37 105H38V103H37ZM41 105L43 106V105H45V104H44V103L42 104V101H41ZM187 105H186V106H187ZM193 105H191L192 108H191L190 104L188 105V106H190V111H191V109L194 110V109H193V108H194ZM197 105H198V104H197ZM201 105H200V106H201ZM203 105H205V103H204ZM234 105H236V104H234ZM238 105H236V106H238ZM255 105H256V104H255ZM258 105H257V106H258ZM30 106H31V105H30ZM46 106H47V105H45V107H44V106H43V107L46 108ZM180 106H178V107H180ZM188 106H187V107H188ZM200 106H198V107L195 106L196 109L198 110V115H199ZM223 106H222V107H223ZM246 106L248 107V106H250V105H247V104H246ZM251 106H252V105H251ZM43 107H42V108H43ZM47 107H49V106H47ZM183 107H185V106L183 105ZM187 107H186V108H187ZM205 107H206V106H205ZM228 107H229V106H228ZM230 107H231V105H230ZM241 107H242V106H241ZM258 107H259V106H258ZM261 107H264V106H262V104H261ZM261 107H260V108H261ZM34 108H33V106H32V108H30L31 110L28 109V108H27V110H26V111L30 110V111H28V113L30 112V118H31V119H32V117H34V114L36 113V108H35V109H34ZM38 108H39V107H38ZM38 108H37V109H38ZM42 108H41V111H42V112H44L46 109L50 111V108H46L44 111L42 110ZM65 108H66V107H65ZM198 108H199V109H198ZM201 108H202V106H201ZM203 108H204V107H203ZM203 108H202L201 111H203ZM239 108H240V107H239ZM239 108H237V109L239 110ZM244 108H246V107H244ZM255 108L257 109V107L254 106L253 110H254ZM260 108H259V109H260ZM1 109H2V108H1ZM14 109H15V108H14ZM25 109H26V107H25ZM32 109L35 110V113H34V111H33V113H34L33 115H31V113H32V112H31ZM53 109H54V107L52 108V110H53ZM60 109H61V108H60ZM180 109H181V108H180ZM188 109H189V108H187V111H189ZM217 109H216V110H217ZM225 109H222V110L225 111ZM227 109H228V108H227ZM232 109H233V108H232ZM234 109H236V107H235ZM242 109H243V107H242ZM247 109H248V108H247ZM251 109H252V108H251ZM256 109H255V110H256ZM6 110H8V109H6ZM22 110H23V108H22ZM54 110H56L55 113H57V114H55V113L53 112ZM54 110L52 111V113H54L56 116L59 115V114H58L59 112H57V109H54ZM181 110H182V109H181ZM181 110H179V111H181ZM185 110H186V109H185ZM197 110H195V111H197ZM220 110H221V109H220ZM228 110H231V108L228 109ZM228 110H227V111H228ZM244 110H245V109H244ZM255 110H254V111H255ZM257 110H258V109H257ZM261 110H262V109H261ZM261 110H259V111H261ZM263 110H264V108H263ZM12 111H13V110H12ZM12 111H11V112H12ZM14 111H15V110H14ZM179 111H177V112H179ZM195 111H192V112H193V113H196ZM201 111H200V114H201ZM212 111H211V112H212ZM241 111H243V110L240 109V113H242ZM251 111H252V110H251ZM9 112H10V111H9ZM17 112H18V110H17ZM17 112H16V113H17ZM183 112H184V111H183ZM183 112H181V113H183ZM211 112H210V113H211ZM215 112H217V111H215ZM219 112H220V111H219ZM222 112H223V111H222ZM228 112H229V111H228ZM234 112H235V110H234ZM234 112H233V113H234ZM236 112H237V111H236ZM255 112H256V111H255ZM4 113H5V112H4ZM20 113H21V111H20ZM28 113H27V114H28ZM40 113H41V112H40ZM165 113H167V112H164L163 114H165ZM185 113H186V112H185ZM187 113H188V112H187ZM187 113H186V115H187ZM193 113H192V116H193ZM202 113H203V112H202ZM206 113H208V112L206 111ZM206 113H204V114L206 115ZM213 113H214V112H213ZM220 113H221V112H220ZM224 113L226 114V112H224ZM233 113H232V115H233V117H234V116H235V115H234L235 113H234V114H233ZM243 113H244V112H243ZM17 114H19V113H17ZM37 114H39V111L37 112ZM37 114H36V115H37ZM183 114H184V113H183ZM183 114H182V116H183V118H185ZM189 114H191V113H189ZM204 114H203V115H204ZM214 114H215V113H214ZM216 114H218V112H217ZM225 114H223V115H225ZM238 114H239V112H238ZM247 114H248V111H247ZM247 114H246V115H247ZM252 114H253V111H252ZM252 114H250V116H252ZM257 114L259 115L258 112H257ZM260 114H261V112H260ZM7 115H9V114H7ZM42 115H43V113H42ZM42 115H41V119L43 120V118H44L45 116L43 115V117H42ZM45 115H47V114H45ZM55 115H54V116H55ZM61 115H62V114H61ZM166 115H167V114H166ZM205 115H204V116H205ZM208 115H209V114H208ZM211 115H213V114H211ZM219 115H220V114H219ZM221 115H222V113H221ZM229 115H230V114H229ZM229 115H228V116H229ZM232 115H230L231 118H232ZM236 115H237V113H236ZM246 115H245V116H246ZM258 115H256V116H258ZM262 115H263V111H262ZM2 116H4V115H2ZM18 116H19V115H18ZM21 116H22V115H21ZM25 116H26V113H25ZM25 116H24V113H23V117H25ZM38 116L40 117V115H38ZM56 116H55V117H56ZM160 116H161V115H160ZM160 116L158 117L159 120H161V119H160ZM173 116H174V115H173ZM187 116L189 117V115H187ZM187 116H186V119H187ZM195 116H196V114H195ZM204 116H203V117H204ZM206 116H207V115H206ZM206 116H205L204 118L206 119L205 121L208 122L211 118L209 119L208 116H207V118H206ZM213 116H214V115H213ZM240 116H241V115H240ZM242 116H243V114H242ZM242 116H241L240 118H243ZM250 116H248V117H249L248 119L251 118ZM254 116H255V115L253 114L252 118H253ZM263 116H264V115H263ZM5 117L7 118L8 116H5ZM5 117H4V119H6ZM15 117L17 118V116H15ZM15 117H14V118H15ZM39 117H37V119H38ZM50 117H53V116L50 115ZM55 117H54V118H55ZM63 117H64V116H63ZM67 117H68V116H67ZM161 117H162V116H161ZM220 117H221V116H220ZM222 117L224 118V116H222ZM222 117H221V118H222ZM237 117L239 118V115H238ZM260 117H261V116H260ZM260 117H259V118H260ZM1 118H2V117H0V119H1ZM18 118H19V117H18ZM34 118H35V120H37V119H36V116H35ZM34 118H33V119H34ZM45 118H46V117H45ZM65 118H66V117H65ZM171 118L173 119V117H171ZM191 118H192V117H191ZM197 118H199V117L196 116V119H197ZM200 118H201V117H200ZM200 118H199V119H200ZM217 118H219V117H217ZM221 118H219V121H220ZM227 118H228V117L226 116L225 119H227ZM231 118H230V119H231ZM245 118H246V117H245ZM257 118H258V117H257ZM259 118H258V119H259ZM262 118H263V117H262ZM8 119H10V117L7 118V120H8ZM26 119H27V118H26ZM48 119H49V118H48ZM58 119L61 120V117H60V116H59V118L56 117V120H55V121L57 122ZM67 119H68V124H67V123H65V124H66V125H69V124H70V123H69V121H70V120H69V117L66 118V120H67ZM176 119H177V117H176ZM192 119H193V120H192L193 122H192V121L189 122V123H192V125H193L194 122L196 123V121H199V120H194V118H192ZM207 119H209V120H207ZM225 119H224V120H225ZM228 119H229V118H228ZM230 119H229V120H230ZM233 119H234V118H233ZM236 119H237V118H236ZM243 119H244V118H243ZM253 119H254V121H257L255 117H254ZM263 119H264V118H263ZM23 120H24V119H23ZM53 120H54V119H53ZM66 120L63 121V123L66 122ZM131 120H132V119H131ZM179 120H181V119H179ZM182 120H183V119H182ZM187 120L190 121V120H191L190 117H189ZM201 120H202V118H201ZM201 120H200L199 122H197V125H199V124L201 125V123H204V122H205V121L202 122ZM241 120H242V119H240L239 121L241 122ZM28 121H29V120H27V122H25L27 125H28V124H32V120H30L31 123H30V121H29V122H28ZM38 121H39V120H37V122H38ZM43 121H44V120H43ZM161 121H162V120H161ZM163 121H164V119H163ZM172 121H173V120H172ZM174 121H176L175 118H174ZM183 121H184V120H183ZM212 121H213V123H212ZM212 121H210L209 123L214 124V120H212ZM225 121H227V120H225ZM230 121H231V123H233V124H231V123H226V122H225V124H229V125L231 124V125H232L231 128H233V126L235 127L236 125H234L233 120H230ZM230 121H229V122H230ZM235 121H236V120H235ZM237 121H238V120H237ZM244 121H245V119H244ZM247 121H248V120H246V123H248L250 120H249L248 122H247ZM252 121H253V120H252ZM37 122L34 121V123H35V124L33 125L34 127L39 126V125L36 124ZM45 122H47V118H46ZM45 122H43V123H45ZM179 122H180V121H178V123H179ZM181 122H182V121H181ZM181 122H180V123H181ZM186 122H188V121H186ZM200 122H201V123H200ZM215 122H217V121L215 120ZM221 122H223V121H220L219 123H221ZM227 122H228V121H227ZM258 122H259V120H258ZM260 122H262V119H261ZM47 123H48V122H47ZM49 123H50V121H49ZM53 123H54V122H53ZM53 123H52V124H53ZM59 123H60V122H59ZM63 123H62V124H63ZM133 123H134V121H133ZM162 123H163V122H162ZM171 123H173V122H171ZM176 123H177V121H176L174 124L176 125ZM180 123H179V125H176V126H179V128H177V130H178L179 135H180L179 138L182 139V142H181V143H183V142L185 143L186 140L190 137V135H191V137H192V136H194V135L196 134V133H194L193 130H194V129L197 130L199 126H197V129H196V127H193L192 125L190 126V125H188V123H187V124H185V123H184V124H180ZM182 123H183V122H182ZM195 123H194V124H195ZM209 123H208V124H209ZM217 123H218V122H217ZM217 123H216V124H217ZM223 123H224V122H223ZM238 123H239V122H238ZM238 123L236 122L235 124H238ZM249 123H251V122H249ZM253 123L256 124V122H253ZM253 123H251V124H253ZM263 123H264V120H263ZM263 123H262V124H263ZM39 124H40V126H41V125L44 126V124H42V121H41V120H40ZM54 124H55V123H54ZM54 124L51 125V126H54V127H55ZM71 124H72V123H71ZM159 124H160V122H159ZM212 124H209V126H212ZM225 124H223V125L221 124V126H223V127H221L222 130H224L225 128H229V125H227V127H225ZM255 124H254V126H255ZM262 124H259V123L257 124V125H260V126L258 127V129H259V128H260V129H259V131H258L259 133H258V132H255V133H257V135H256L255 138H256V140H260V142H261L262 145H263V144H264V125H262ZM35 125H37V126H35ZM63 125H64V124H63ZM63 125L60 126V125L58 124L59 127H57V129L60 128V127H63ZM163 125H165V124H163ZM163 125H162V126H163ZM166 125H167V124H166ZM166 125H165V126H166ZM203 125H204V124H203ZM206 125H207V124H206ZM206 125H205V126H206ZM239 125H240V124H239ZM239 125H238V126H239ZM245 125H246V124H245ZM257 125H256V126H257ZM28 126L31 127L32 125H31V126L28 125ZM47 126L49 127V125H46V123H45L44 128H46ZM56 126H57V124H56ZM170 126H171V125H170ZM172 126H173V125H172ZM195 126H196V124H195ZM214 126H215V125H214ZM216 126H217V125H216ZM238 126H237V127H238ZM241 126H242V125H240V128H241ZM246 126H248V125H246ZM252 126H253V125H252ZM13 127H14V126H13ZM26 127H27V126H26ZM29 127H28V129H29ZM68 127H69V126H68ZM68 127H66V128H68ZM174 127H175V126H173V129H174ZM192 127H193V130H192ZM203 127H204V126H203ZM207 127H208V125H207ZM217 127H218V126H217ZM237 127H236V128H237ZM250 127H251V126H250ZM18 128H21V127L18 126ZM40 128L42 129V127H40ZM40 128L38 127L37 130L40 129ZM50 128H51V127H50ZM55 128H56V127H55ZM73 128H74V127H73ZM200 128H201V127H200ZM200 128H199V129H200ZM204 128H205V127H204ZM204 128H203V129H204ZM212 128H213V127H212ZM215 128H216V127H214L212 130H213V133H215V134L217 135V134L220 133V131L217 129L216 131H217L218 133H217L216 131L214 132V129H215ZM223 128H224V129H223ZM231 128H229V130H230ZM242 128H243V127H242ZM251 128H252V127H251ZM251 128H250V132H251ZM253 128H254V127H253ZM255 128H256V127H255ZM255 128L252 129V130H255ZM32 129H33V128H32ZM32 129H31V131H32ZM48 129H49V128H48ZM48 129L46 128V130H48ZM52 129H53V128H52ZM52 129H51V130H52ZM57 129H56V130H57ZM62 129H63V128L58 129V130H62ZM64 129H65V127H64ZM69 129L72 130L71 126H70ZM199 129H198V130H199ZM201 129H202V128H201ZM201 129H200V130H201ZM209 129H211V128H209ZM219 129H220V128H219ZM233 129H234V128H233ZM233 129H231L230 131H228V130L226 129L227 131H226V130H224V131H226V132H231ZM237 129L239 130V127H238ZM243 129H244V128H243ZM243 129H242V130H243ZM247 129H248V128H247ZM258 129H256V130H258ZM21 130H22V128H21ZM34 130H35V129H34ZM34 130H33V131H34ZM43 130H44V129H43ZM46 130H45V132H47ZM54 130H55V129H54ZM66 130H67V129H66ZM73 130H75V129H73ZM163 130H164V131H163V134H164V135H168V134H170V132H172L171 127H168V128H166V129H163ZM198 130H197V131H198ZM207 130H208V129H206V131H207ZM238 130H236V131H238ZM242 130L240 129V131H242ZM245 130H246V128H245ZM14 131H16V129H15ZM29 131H30V130H29ZM38 131H40V130H38ZM48 131H50V130H48ZM192 131H193V133H194L193 135L191 134ZM197 131H196V132H197ZM201 131H202V130H201ZM201 131H200V133L197 132V133H198L197 135H199V134H204V133H201ZM206 131L203 130V132H205V134H206ZM209 131H210V130H209ZM209 131H208V132H209ZM234 131H235V129H234ZM246 131H247V130H246ZM60 132L62 133V132H65V131H60ZM68 132H69V133H72V131L70 132L69 130H68ZM68 132H66V133H68ZM226 132H225V134H226ZM238 132H239V131H238ZM238 132H237V133H238ZM248 132H249V131H248ZM248 132H245V133L243 132V134H246V133H248ZM58 133H59V131L56 132V134H58ZM61 133H60V134H61ZM74 133H75V135H74ZM74 133H73V135L76 136V135H77L76 131H74ZM160 133H161V132H160ZM210 133L212 134V131L209 132V136H210ZM237 133H235V132H231V136H232L231 141H233L232 144L235 143L234 140H235L236 137H237V136H236ZM239 133L241 134L242 132H239ZM251 133H252V132H251ZM253 133H254V132H253ZM253 133L251 134V136L253 135ZM255 133H254V134H255ZM23 134H24V133H23ZM56 134H55V135H56ZM60 134H59V135H60ZM62 134L65 135L64 133H62ZM62 134H61V136H63ZM215 134H214V136H215ZM221 134H223V133H220V135H221ZM233 134H235V137L233 136ZM243 134H242V135H243ZM21 135H22V134H21ZM52 135H53V134H52ZM159 135H160V134H159ZM228 135L230 136V133H229V134L227 133L226 137H228ZM238 135H239V134H238ZM242 135H239V136H240V137H243ZM248 135H250V133H248ZM248 135L246 134L247 137H249ZM57 136H58V135H57ZM61 136H59V137L62 138ZM67 136H72V135H68V134H67ZM204 136L206 137V140H208L207 135H204ZM212 136H213V134H212ZM223 136H225V135H223ZM223 136H222V140H223ZM231 136H230V137H231ZM239 136H238V138H239ZM21 137H22V136H21ZM63 137H64V136H63ZM160 137H162V134H161ZM191 137H190V138H191ZM202 137H203V135H202ZM210 137H211V136H210ZM226 137H224V139H225ZM68 138H69V137H68ZM70 138H71V137H70ZM75 138H76V137H73L74 140H72V138H71V141H74V143L77 142V141H75ZM83 138H84L83 140H86V139H87V137H83ZM85 138H86V139H85ZM157 138H158V137H157ZM190 138H189V139H190ZM195 138H196V135H195ZM218 138H219V140L221 141V139H220L221 136L219 137V135H218V137H216L215 139L217 140ZM233 138H234V139H233ZM249 138H252V137H249ZM249 138H247V140L244 139V138H240V139H244V141H245V140L248 141ZM62 139H63V138H62ZM62 139H61V140H62ZM76 139H77V138H76ZM159 139H160V138H159ZM191 139H194V137H192ZM196 139L199 140L200 138H196ZM196 139H195L194 141H197V142H199V144H200L201 139H200L199 141L196 140ZM227 139H228V138H227ZM229 139H230V138H229ZM232 139H233V140H232ZM57 140H59V139H57ZM64 140H65V138L63 139V141H64ZM66 140H67V139H66ZM66 140H65V142H66ZM209 140H210V139H209ZM211 140H212V139H211ZM216 140H214V141H216ZM225 140H226V139H225ZM236 140H239V139H236ZM236 140H235V141H236ZM249 140L251 141L252 139H249ZM256 140H255V141H256ZM68 141H69V140H67V142H68ZM71 141H69V142H71ZM187 141H189V140H187ZM223 141H224V140H223ZM223 141H222V142H223ZM226 141H229V140H226ZM239 141H241V140H239ZM242 141H243V140H242ZM242 141H241V143H242ZM244 141H243L242 144H241L240 142H238V141H236V143H238V144H240V145H243L244 143H245V144H248V143H246V142H244ZM250 141H249V142H250ZM252 141H253L255 144H256V142H257V141L255 142L254 139H253ZM69 142H68V143H69ZM178 142H179V141H178ZM202 142H203V141H202ZM258 142H259V141H258ZM62 143H63V144H62ZM186 143H187V142H186ZM186 143H185V144H186ZM194 143H195V142H194ZM194 143H193V144L191 143V144L194 145ZM211 143H212V142H211ZM217 143H218V142H217ZM220 143H221V142H220ZM220 143H219V144H220ZM236 143H235V145H236ZM261 143H260V144H261ZM61 144H62L63 146L65 145L64 142H61ZM69 144H70V143H69ZM189 144H190V143H189ZM195 144H196V143H195ZM203 144H204V143H203ZM225 144H227V143L225 142V143L223 144V146H224ZM232 144H231V146H232ZM245 144L243 145L244 147H245ZM249 144H250V143H249ZM260 144H259V145H260ZM186 145H187V144H186ZM204 145H206V143H205ZM211 145H212V144H211ZM211 145H210V146H211ZM221 145H222V143H221ZM70 146H71V145H69V148H70ZM195 146H196V145H194V147H195ZM197 146H199V145H197ZM214 146H215V145H214ZM217 146H218V145H217ZM223 146H222V147H223ZM227 146H230L229 143H228ZM237 146H239V145H237ZM247 146H248V145H247ZM249 146H250V145H249ZM249 146H248V147H249ZM253 146H254V145H253ZM66 147L68 148L67 145H66ZM204 147H205V146H204ZM204 147H202L203 150H204ZM207 147H208V146H207ZM207 147H206V148H207ZM232 147H233V146H232ZM232 147H230V148L232 149ZM234 147H236V146H234ZM239 147H242V146H239ZM239 147H238V148H239ZM248 147H247V148L245 147V148L247 149V151H249V149L251 148V146H250L249 149H248ZM255 147L257 148V147H259V146H256V145H255ZM255 147H253V148H255ZM260 147H261V146H260ZM262 147H263V146H262ZM20 148H21V147H19V149H20ZM184 148H185V147H184ZM186 148H187V147H186ZM195 148H196V147H195ZM199 148H200V147H199ZM208 148H209V147H208ZM213 148H214V147H212V149H213ZM216 148H217V147H216ZM220 148H221V147H220ZM245 148H244V150H246ZM256 148H255V149H256ZM19 149L17 150V148H16L15 150H17L18 152L20 151L19 153L22 154V153H21V152L23 151L22 148H21L20 150H19ZM190 149H192V148H190ZM214 149H215V148H214ZM235 149H236V148H235ZM240 149H243V148H240ZM240 149H239V150H240ZM257 149H258V148H257ZM257 149H256V150H257ZM261 149H262V148H261ZM261 149H259V151H261ZM3 150H5V149H3ZM8 150H9V149H8ZM10 150H11V149H10ZM21 150H22V151H21ZM184 150H188V149H184ZM197 150H198V148H197ZM210 150H211V149H210ZM219 150H220V149H219ZM219 150H216V151H219ZM221 150H222V149H221ZM223 150H224V149H223ZM229 150H230V149H229ZM233 150H234V148H233ZM244 150H242V152H240V151H239V152L243 154V151H244ZM250 150H251V152H252V149H250ZM256 150H254L253 152L257 153L258 150H257V152H256ZM5 151H6V150H5ZM40 151H42V150H40ZM193 151H194V148H193ZM206 151L208 152V150H206ZM234 151H235V150H234ZM234 151L232 152V150H231V153L228 152V153L231 154L230 157H228L229 155L227 156V154L225 155V151H224V153H223V151H220V153H219L218 155H219V157H220V154L223 153V154L225 155V156H223L224 160H226V158H230V159H232V158H234V157H232V156L235 155V154L232 155V154L234 153ZM247 151H245V153H246ZM12 152H14V151H12ZM12 152H10V154H11ZM32 152H36V151H32ZM190 152H191V151H190ZM196 152H199V150H198V151H195V153H196ZM207 152H205V150H204L203 154H204V153H207ZM251 152H250V155H251V156L249 155L250 158H252V155H253V153H251ZM38 153H39V152H38ZM38 153H37V154H38ZM200 153L202 154V151H201ZM210 153H211V151H210ZM210 153L208 152V154H210ZM214 153H215V152H214ZM216 153H218V152H216ZM216 153H215V154H216ZM226 153H227V152H226ZM237 153H238V150L236 149V154H237ZM240 153H239V154H240ZM255 153H254V154H255ZM258 153H259V152H258ZM258 153H257L256 155H258ZM263 153H264V150H263ZM0 154H1V152H0ZM3 154H5V153L3 152ZM7 154H8V153H7ZM20 154H19V156H20ZM30 154H32V153H30ZM33 154H35V153H33ZM190 154H191V153H190ZM201 154L198 153V158H200L199 155L202 157ZM211 154H212V155H211ZM211 154H210V155L213 156V153H211ZM246 154H247V153H246ZM259 154H260V153H259ZM17 155H18V153H15V155H13V156H15L16 159H17V158H19V157H17ZM38 155H41V156H42L43 153H42V154H38ZM47 155H49V154H47ZM240 155H241V154H240ZM244 155H245V154H244ZM247 155H248V154H247ZM261 155H262V153H261ZM6 156H7V155H6ZM6 156H5V158H7ZM10 156H11V155H10ZM10 156L8 157V159H9V158L11 159L12 156H11V157H10ZM33 156H34V155H33ZM45 156H46V155H45ZM45 156H44V157H45ZM191 156H192V155H191ZM194 156H195V155H194ZM207 156H209V155H207ZM221 156H222V155H221ZM226 156H227V157H226ZM237 156H239V155H236V157H237ZM2 157H3V156H2ZM42 157H43V156H42ZM44 157L42 158L41 162L43 161L44 163H49V165H50L49 160H47L48 162H47V161H46V162L44 161V160L46 159V158H44ZM49 157H50V155H49ZM196 157H197V156H196ZM204 157H206V154H205V156H203V159H204ZM214 157L217 158V156H214ZM241 157H242V156H241ZM241 157H240V158L238 157V158L241 159ZM254 157H255V156H254ZM262 157H264V156H261V158H262ZM13 158H14V157H13ZM13 158H12V159H13ZM34 158H35V157H34ZM36 158H37V157H36ZM58 158H59V157H58ZM58 158L56 157L55 159H58ZM167 158H168V157H167ZM169 158H170V157H169ZM192 158H193V157H192ZM194 158H195V157H194ZM194 158H193V159H194ZM208 158H210V157H208ZM211 158H212V157H211ZM215 158H214L212 161H215ZM244 158H245V156L243 157V161H242V159H241V162H243L242 164H244V162H246V161H250V164H251V160H248L247 157H246L247 160H245ZM256 158H257V157H256ZM258 158L260 159V157H258ZM12 159H11V160H12ZM14 159H15V158H14ZM14 159H13V160H14ZM19 159H20V158H19ZM19 159H18V160H19ZM21 159H22V158H21ZM40 159H41V158H40ZM43 159H44V160H43ZM47 159H48V158H47ZM196 159H197V158H196ZM203 159H202V160H203ZM234 159H235V158H234ZM239 159H238V160H239ZM252 159H253V158H252ZM254 159H255V158H254ZM254 159H253V160H254ZM0 160H1V155H0ZM33 160H34V159H32L31 162H33ZM35 160H36V159H35ZM37 160H39V159H37ZM52 160H53V159H52ZM204 160H205V159H204ZM207 160L210 162L211 159H207ZM238 160L235 159L233 163H238ZM244 160H245V161H244ZM253 160H252V162H254L256 159H255L254 161H253ZM14 161H15V160H14ZM21 161H22V160H21ZM23 161H24V160H23ZM56 161H58V160H55L54 162H56ZM197 161H198V160H197ZM197 161H196V162H197ZM208 161H207V163L209 164L208 166H210L211 164H210ZM212 161H211V162H212ZM219 161H220V159H219ZM229 161H230V160L228 159V162H229ZM231 161H232V160H231ZM236 161H237V162H236ZM260 161H261V160H260ZM8 162H11V161H8ZM8 162H7V163H8ZM12 162H13V161H12ZM12 162H11V163H12ZM18 162H19V161H18ZM34 162H36V161H34ZM41 162L38 161V163H41ZM51 162H52V161H51ZM198 162H199V161H198ZM198 162H197V164H199V163L201 164V161H200L199 163H198ZM203 162H204V161H202V164H203ZM205 162H206V161H205ZM205 162H204V163H205ZM216 162H218V161L212 162V164L215 165ZM221 162H222V161H221ZM226 162H227V161H225V163H226ZM255 162H256V161H255ZM257 162H258V159H257ZM13 163H14V162H13ZM16 163H17V162H15L14 164H16ZM19 163H20V162H19ZM21 163H22V162H21ZM56 163H57V162H56ZM168 163H170V161H169ZM222 163H223V162H222ZM230 163H231V162H230ZM239 163H240V162H239ZM248 163H249V162H248ZM261 163H263V159H262V162H261ZM8 164L10 165V163H8ZM14 164H12V165H14ZM17 164H18V163H17ZM23 164H24V163H23ZM23 164H22V165H23ZM31 164H32V163H31ZM36 164H37V163H36ZM200 164H199V165H200ZM228 164H229V163H228ZM240 164H241V163H240ZM240 164H239V166H240ZM242 164H241L240 167H242V168L244 167L243 169L245 170L246 168H245L244 165L242 166ZM18 165H20V164H18ZM22 165H21V166H22ZM37 165L40 166L39 164H37ZM37 165H36V166H37ZM45 165H46V164H45ZM49 165H47V168H50V167H48ZM204 165H205V164H204ZM230 165H231V164H230ZM237 165H238V164H237ZM237 165H236V166H237ZM245 165H247V162H246ZM255 165H256V164L254 163L253 166H255ZM257 165L260 166V164H258V163H257ZM257 165H256L255 169H256V168H257V169L259 168ZM261 165L263 166V164H261ZM1 166H2V165H1ZM7 166H8V165H7ZM7 166H6V167H7ZM14 166H15V165H14ZM26 166H27V165H26ZM30 166L32 167L33 165H30ZM34 166H35V165H34ZM36 166H35V170L38 169V168H36ZM41 166H44V165L42 164ZM52 166H54V165L52 164L51 167H52ZM170 166H171V165H170ZM173 166H174V165H173ZM212 166H213V165H212ZM216 166H217V165H216ZM216 166H214V167H215L214 169H216ZM232 166H234V164L231 165L230 167H227V166H226V167H223V168H225V169H226V168L231 169ZM239 166H237V167H239ZM247 166H248V165H247ZM247 166H246V167H247ZM251 166H252V164H251ZM251 166H248V167H249L248 169H250ZM253 166H252V167H253ZM262 166H261V167H262ZM3 167H4V166H3ZM3 167H2V168H3ZM6 167H5V168H6ZM10 167H11V166H10ZM10 167H8V168H10ZM16 167H17V166H15V168H16ZM31 167L29 168V170L31 169ZM45 167H46V166H45ZM45 167H44V168H45ZM176 167H177V165H176ZM176 167H175V168H176ZM240 167H239V169H240ZM252 167H251V168H252ZM0 168H1V167H0ZM8 168H7V169H8ZM12 168H13V167H12ZM12 168H11V169H12ZM17 168H19V167H17ZM21 168H22V167H21ZM32 168H33V167H32ZM40 168H41V167H40ZM44 168H43V169H44ZM207 168H208V167H207ZM210 168H211V166H210ZM232 168H233V167H232ZM263 168H264V167H263ZM263 168H262V169H263ZM43 169L41 168V173H42V170H43ZM45 169H46V168H45ZM176 169H177V168H176ZM233 169H234V168H233ZM233 169H232V170H233ZM235 169H237V168L235 167ZM235 169H234V171H235ZM239 169H237V170H239ZM243 169H242V170H243ZM260 169H261V168H260ZM262 169H261V171H262ZM3 170H5V169L3 168ZM3 170H1V171H3ZM9 170H10V169H9ZM12 170L14 171V169H12ZM16 170H17V169H16ZM16 170H15V171H16ZM19 170L21 171V169H18L17 171L19 172ZM33 170H34V169H33ZM46 170H47V169H46ZM46 170H43V173H44ZM48 170H49V169H48ZM50 170H52L51 172L53 173V169L50 168ZM50 170H49V172H50ZM200 170H201V169H200ZM200 170H199V172H200ZM209 170H210V169H209ZM212 170H213V169H212ZM217 170H218V169H217ZM219 170H220V169H219ZM219 170H218V171H219ZM227 170H228V169H227ZM240 170H241V169H240ZM244 170H243V172H245ZM251 170H252V169H250V170H246V171H251ZM253 170H254V169H253ZM253 170H252V171H253ZM1 171H0V172H1ZM5 171H6V170H5ZM17 171H16V172H12V171L10 170V173H11V174H12V173H15V174H16ZM23 171H24V170H22V172H23ZM27 171H28V170H27ZM201 171H202V170H201ZM213 171H214V170H213ZM218 171H216V170L214 171V172H215V175H217L216 173H217ZM254 171H256V170H254ZM254 171H253V173H254ZM7 172H9V171L7 170ZM7 172H6V173H7ZM22 172H21V173H22ZM24 172H25V171H24ZM29 172H31V171H28V175H31L32 178H33V176H35V175L37 174V173L35 172L36 174L32 175V173L29 174ZM37 172H38V171H37ZM214 172H213V176H212V173L210 174V175L212 176V178H211L210 181H212V179H213V181H214V178H213V177H214ZM223 172H224V171H223ZM223 172H222V173H223ZM258 172H260V170L257 171V173H258ZM263 172H264V171H263ZM39 173H40V172H39ZM47 173H48V172H46V173H44V174L47 175ZM52 173H51V174H52ZM208 173H209V172H208ZM222 173L220 174V172H219L220 176H219V175H218V176H215V177H218V178H216V179H219L220 177H221L220 180H221L222 178L224 179L225 177H222ZM226 173H227V171H226ZM231 173H232V172H230V174H231ZM248 173H249L250 176H252V175H251V172H248ZM248 173H247V174H248ZM257 173H256V176H258ZM260 173H261V172H260ZM11 174H10V175H11ZM15 174H14V175H15ZM44 174H41L40 176L43 175V177H44ZM51 174L48 173L49 176H46V178H45V177H44V178L47 179V177H50ZM224 174H225V173H224ZM263 174H264V173H263ZM3 175H4V173H3ZM5 175H6V174H5ZM10 175H9V177H10ZM14 175L12 174V178H13ZM19 175H20V174H19ZM21 175H22V174H21ZM21 175H20V176H21ZM53 175H54V174H53ZM0 176H1V175H0ZM15 176L18 177V173H17V175H15ZM15 176H14V178H15ZM25 176H27V174H26ZM31 176H30V177H31ZM36 176H37V175H36ZM38 176H39V175H38ZM38 176H37V177H38ZM51 176H52V175H51ZM228 176H229V175H228ZM230 176H231V175H230ZM232 176H234V175H232ZM232 176H231V177H232ZM247 176H248V175H247ZM5 177H8V176H5ZM9 177H8V180H9ZM23 177H24V176H23ZM43 177H42V179H43ZM209 177H210V176H209ZM226 177H227V174H226ZM239 177H240V176H239ZM253 177H255L254 174H253ZM253 177H252V178H253ZM258 177H259V176H258ZM263 177H264V176H263ZM35 178H36V177H35ZM35 178H34V180H35ZM39 178H40V177H39ZM228 178H229V177H228ZM233 178H234V177H233ZM236 178H237V177H236ZM250 178H251V177H250ZM256 178H257V177H256ZM6 179H7V178H6ZM6 179H5V180H6ZM15 179H18V178H15ZM19 179H21V177H20ZM19 179L16 180V181H19ZM42 179H41V180L39 179V180L42 182ZM45 179H44V181H43L42 183H44V182L46 181ZM208 179H209V178H208ZM208 179H204L203 182H205V181L208 180ZM216 179H215V180H216ZM240 179H241V177H240ZM247 179H248V178H247ZM247 179H246V180H247ZM1 180H2V179H1ZM10 180H11V179H10ZM12 180H13V179H12ZM26 180H28V176H27V178L24 180V182H25ZM30 180H32V179H30ZM236 180H238V178L235 179V181H236ZM249 180L251 181V179H249ZM20 181H22V179H21ZM37 181H38V180L36 179V181H35L33 184H36ZM52 181H53V180H52ZM201 181H202V180H201ZM213 181L210 182V183H213ZM216 181H217V180H216ZM216 181H215V183H217V185L219 186V188H218V192H217V193L214 192V194L216 193V195H218V193H220L221 196H222L223 193L225 194V192H226V194H227V191H228V190L226 191V187H225L226 185H224V184H227V182H224V180H222V182H224V184L222 183L223 185H220V184H218V181H217V182H216ZM226 181H227V179H226ZM230 181H233V183H234V180L231 179ZM5 182H6V181H5ZM5 182H4V183H5ZM13 182H14V181H13ZM24 182L21 183V184H24ZM31 182H33V181H31ZM41 182H40V183H41ZM206 182L208 183V181H206ZM219 182H221V181H219ZM228 182H229V181H228ZM237 182H238V181H237ZM2 183H3V182H1V185H2ZM4 183H3V184H4ZM6 183H7V182H6ZM10 183H11V186H12V182L9 181L8 184H10ZM14 183H15V182H14ZM17 183H18V182H17ZM28 183L30 184L29 180H28ZM40 183H39V184H40ZM207 183H206V184H207ZM210 183H209V184H210ZM8 184H7V185H8ZM19 184H20V183H18L17 185H19ZM29 184H28L27 186H29ZM209 184H208L207 186L213 185V184H210V185H209ZM242 184H243V183H242ZM244 184H245V183H244ZM254 184H255V182H254ZM7 185H6L5 188H7ZM24 185H26V184H24ZM30 185H31V184H30ZM37 185H38V184H37ZM40 185H41V184H40ZM40 185L38 186L39 189H40ZM44 185H45V183L42 185V187H43ZM46 185H48V183H47ZM215 185H216V184H215ZM234 185L237 186L238 184H235V183H234ZM234 185H233V186H234ZM9 186H10V185H9ZM19 186H20V185H19ZM32 186H33V185H32ZM186 186H187V185H186ZM186 186H185V187H186ZM188 186H189V185H188ZM3 187H4V186H3ZM42 187H41V189H42ZM191 187H192V186H191ZM210 187H211V186H210ZM229 187H230V183H229ZM231 187H232V186H231ZM231 187H230V188H231ZM237 187H238V186H237ZM239 187H243V186H239ZM239 187H238L237 189H239ZM5 188H4V189H5ZM9 188H10V187H9ZM11 188H12V187H11ZM17 188H18V187H17ZM23 188H24V186H23ZM30 188H31V186H30ZM36 188H37V187H36ZM44 188H45V186H44ZM212 188L214 189V185L212 186ZM227 188H228V186H227ZM230 188H229V190H230ZM232 188H233V187H232ZM13 189H14V188H13ZM15 189H16V187H15ZM18 189H20V187H19ZM27 189H28V188H26V190H27ZM183 189H184V188H183ZM183 189H182V190H183ZM189 189H190V187H189ZM213 189H212V190H213ZM235 189H236V187H235ZM244 189H245V188H243V190H244ZM10 190L12 191V189H10ZM20 190H21V189H20ZM23 190H24V191H23V192H24L23 194H25L26 190H25V189H23ZM32 190H35V189H32ZM32 190H31V192H32ZM37 190H38V189H37ZM37 190H35V192H36ZM190 190H191V189H190ZM192 190L195 191V189H192ZM216 190H217V188H216ZM245 190H246V189H245ZM2 191H3V188H2ZM6 191H8V190L6 189ZM6 191H5V192H6ZM29 191H30V190H28L27 192H29ZM38 191H39V190H38ZM184 191H185V190H184ZM214 191H215V190H214ZM230 191H232V189H231ZM0 192H1V191H0ZM3 192H4V191H3ZM5 192H4V195H5V196H4V195L1 196L3 193L0 194V196H1L0 199H2V201H3V198H2V197L5 198L6 195L8 194L7 192H6L7 194H5ZM9 192H10V191H9ZM14 192H15V191H13V193H14ZM16 192H17V190H16ZM19 192H21V191H19ZM186 192H187V191H186ZM188 192H189V190H188ZM195 192H196V191H195ZM233 192H235V191H233ZM233 192H232V195L234 194ZM246 192H247V190H246ZM37 193H38V192H37ZM39 193H40V191H39ZM39 193H38V194H39ZM42 193H44V192H42ZM42 193L40 194V196H42ZM189 193H190V192H189ZM191 193H192V195H193V192H191ZM236 193H237V191L235 192V194H236ZM23 194H22V192L19 193V194H16V193H15V196H17V197H19V198H23L22 200H24V195H23ZM38 194H37V198H38ZM45 194H46V191H45ZM187 194H188V193H187ZM228 194H231V193H228ZM47 195H48V194H47ZM47 195H46V196H47ZM183 195L186 196V194H184V193H183ZM190 195H191V194H190ZM242 195H243V194H242ZM250 195H251V194H250ZM7 196H9V195H7ZM15 196H14V197H15ZM25 196H26V194H25ZM43 196H44V194H43ZM48 196H49V195H48ZM228 196H229V195H228ZM234 196H235V195H234ZM245 196H246V195H245ZM10 197H12V196H10ZM10 197H9V198H10ZM44 197H45V196H44ZM49 197H50V196H49ZM49 197H47V198H49ZM53 197H54V196L52 195V197L50 198V199H51L50 201H53V199H52ZM186 197H187V196H186ZM193 197H194V196H193ZM217 197H218V196H217ZM229 197H230V196H229ZM237 197H238V196H237ZM242 197H243V196H242ZM247 197H248V194H247ZM6 198H7V197H6ZM6 198L4 199V202H5V200H7ZM9 198H8V199H9ZM28 198H29V196H28ZM31 198H32V197H31ZM35 198H36V197H35ZM41 198H42V197H41ZM41 198H39L40 200H38V199H36V200H37L38 202H39V201H42ZM59 198H61V197H59ZM182 198H184V197L182 196ZM224 198H225V197H224ZM224 198H223V200H224ZM25 199H27V198H25ZM29 199H30V198H29ZM32 199H33V198H32ZM32 199H30V200H32ZM43 199H44V198H43ZM54 199H55V198H54ZM216 199H217V198H216ZM216 199H215V200H216ZM10 200H11V199H10ZM12 200H13V199H12ZM12 200H11V202H12V204H13V202H14L15 199H14L13 201H12ZM20 200H21V199H20ZM20 200H19V201H20ZM34 200H35V199H34ZM34 200H32V201H34ZM44 200H46V199H44ZM44 200H43L42 202H44ZM48 200H49V199H48ZM218 200H219V198H218ZM221 200H222V198H221ZM8 201H9V200H7L6 203H8ZM16 201H17V198H16ZM19 201H18V202H19ZM25 201H27V200H25ZM25 201H24V202H25ZM46 201H47V200H46ZM54 201H55V200H54ZM54 201H53V203H54ZM18 202H17V203H18ZM21 202H22V201H21ZM24 202H22L21 204H23ZM28 202H29V201H28ZM42 202H40V203H42ZM47 202L50 203L49 201H47ZM225 202H226V199H225ZM2 203H3V202H2ZM15 203H16V202H15ZM15 203H14V204H15ZM25 203H26V202H25ZM25 203H24V204H25ZM30 203H32V202H29V204H30ZM33 203H35V202H33ZM40 203H38V204H40ZM229 203H230V202H229ZM0 204H1V202H0ZM38 204H36V206H37ZM4 205H5V204H4ZM4 205H3V206H4ZM6 205H8V204H6ZM18 205H19V203H18ZM42 205H43V204H42ZM46 205H47V204H46ZM46 205H45V206H46ZM50 205H52V203H51ZM50 205L48 204V209H47V210H49V213H48V211H47V212H46V213H48L47 215H50V214H51V213H50L51 211H50V209H49V206H50ZM53 205H54V204H53ZM222 205H223V204H222ZM222 205H218V206H222ZM231 205H232V203H231ZM11 206H14V205H11ZM28 206H31V205H28ZM32 206H33V205H32ZM32 206H31V207H32ZM39 206H40V205H39ZM43 206H44V205H43ZM57 206H58V205H57ZM57 206H56V208H57ZM228 206H229V205H228ZM228 206H227V207H228ZM22 207H25V206H22ZM26 207H27V204H26ZM41 207H42V206H41ZM232 207H233V206H232ZM9 208H10V207H9ZM9 208H8V209H9ZM19 208H20V207H19ZM27 208H28V207H27ZM27 208H26L25 211H27ZM33 208H34V207H33ZM36 208H37V207H36ZM36 208H34V209H36ZM38 208H39V207H38ZM43 208H44V207H43ZM43 208H42V209H43ZM50 208H53V211H55V209H54L53 206H52V207L50 206ZM230 208H231V207H230ZM4 209H5V208H4ZM6 209H7V208H6ZM17 209H18V208H17ZM23 209H24V208H22L21 210H23ZM29 209L32 210L31 208H29ZM29 209H28V210H29ZM220 209H222V207H221ZM223 209H224V208H223ZM232 209H233V208H232ZM234 209H235V208H234ZM12 210H13V209H12ZM30 210H29V212H30ZM37 210H38V209H37ZM44 210L46 211V207H45ZM44 210H43V211H44ZM64 210H65V209H64ZM64 210H63V211H64ZM229 210H230V209H229ZM10 211H11V210H10ZM13 211H14V210H13ZM33 211H35V210H33ZM43 211H42V213H43ZM45 211H44V212H45ZM53 211H52V212H53ZM222 211H223V210H222ZM227 211H228V209H227ZM227 211H225V212H227ZM232 211H234V210H232ZM5 212H6V210H5ZM5 212H4V213H5ZM16 212H17V211H15V214L19 213V212H17V213H16ZM31 212H32V211H31ZM37 212H38V211H37ZM39 212H40V210H39ZM179 212H180V211H179ZM7 213H8V211H7ZM13 213H14V212H13ZM23 213H24V212H23ZM23 213H21V214H23ZM33 213H34V212H33ZM33 213H32V214H33ZM35 213H36V212H35ZM40 213H41V212H40ZM1 214H2V213H1ZM1 214H0V216H1ZM15 214H13V217H14V218H15V216H16ZM19 214H20V213H19ZM37 214H38V213H37ZM59 214H60V213H59ZM65 214H66V213H65ZM224 214H225V213H224ZM8 215H9V214H8ZM10 215H11V212H10ZM23 215H26V214H23ZM42 215H44V214H42ZM42 215H40V216H42ZM47 215H46V216H47ZM51 215H52V214H51ZM54 215H55V214H54ZM4 216H5V214H4ZM17 216H18V214H17ZM17 216H16V217H17ZM33 216H34V215H33ZM46 216H45V217H46ZM64 216H66V215H64ZM67 216H68V215H67ZM69 216H70V215H69ZM5 217H6V216H5ZM5 217H4V218H5ZM10 217H12V216H7V219L10 218ZM28 217H29V216H28ZM30 217H32V215H30ZM35 217H36V215H35ZM42 217H43V216H42ZM48 217H49V216H48ZM50 217L52 218V216H50ZM50 217H49L48 219L51 220V221L53 220L52 222H55L56 219H53V218H54V217H55V218L58 217V215H57V216L55 215L52 219H51ZM173 217H175V216L172 215V218H173ZM0 218H1V217H0ZM2 218H3V217H2ZM2 218L0 219V221L2 220ZM4 218H3V219H4ZM23 218L26 220L25 216H23ZM67 218H68V217H66V218H64V219H67ZM81 218H82V217H81ZM7 219H6V221H5L6 223H8V222H7ZM12 219H13V218H12ZM21 219H22V218H21ZM24 219H23V220H24ZM37 219H38V218H37ZM45 219H47V217H46ZM58 219H59L58 221H59V223H60V217H59ZM71 219H72V218H71ZM79 219H80V218H79ZM14 220H15V219H14ZM30 220L32 221V219H30ZM35 220H36V218H35ZM43 220H44V219H43ZM43 220H42V221H43ZM49 220H48V221H49ZM54 220H55V221H54ZM69 220H70V219H69ZM73 220H74V219H73ZM73 220H72V221H73ZM3 221H4V220H3ZM15 221L18 222L17 219H16ZM15 221L13 222V220H12L13 227L16 226V224H14ZM26 221H28V220H26ZM48 221H46V222H48ZM58 221H57V222H58ZM64 221H65V220H64ZM66 221H68V220H66ZM66 221H65V222H66ZM75 221H76V220H75ZM77 221H78V220H77ZM79 221H80V224H82L81 222H83V219H81V220H79ZM79 221L77 222L78 224H79ZM17 222H16V223H17ZM24 222H25V221H24ZM37 222H38V221H36V223H37ZM70 222H71V221H70ZM6 223H4V225H5ZM22 223H23V222H22ZM25 223H26V222H25ZM28 223H30V221H29ZM59 223L57 224L58 226H59ZM83 223H84V222H83ZM248 223H249V222H248ZM250 223H251V222H250ZM250 223H249V225H250ZM10 224H11V222H10ZM18 224H20V222H19ZM45 224H47V223H45ZM48 224H51V223H48ZM48 224H47V226H48ZM66 224L68 225V223H66ZM69 224H70V223H69ZM71 224H72V223H71ZM78 224L76 225V222H75V225H76V226H78ZM253 224H254V223H253ZM6 225H9V223L6 224ZM6 225L4 226L5 228H6ZM20 225H21V224H20ZM20 225H19V226H20ZM22 225H24V223H23ZM22 225H21L20 227L17 225V227H19L20 232H21L22 230H25V229H26V228H24V227H25V225H24V226H23L24 229L22 228V230H21L20 228L22 227ZM32 225H34V222H33ZM37 225H38V224H37ZM42 225L44 226V224H42ZM42 225H41L40 228L43 227ZM53 225H55V223H54ZM156 225H157V224H153L152 227L150 226L149 229L146 230V231H147V232L145 233L146 236H148V231L153 230L154 227H155ZM247 225H248V224H247ZM10 226H12V225H10ZM34 226H35V225H34ZM51 226H52V224H51ZM69 226H70V225H69ZM250 226H251V225H250ZM250 226H249V227H250ZM4 227H3V228H4ZM17 227H15V228H16V231L18 230ZM27 227H28V225H27ZM32 227H33V226H32ZM54 227H56V226H54ZM65 227H66V226H64V228L62 227L63 230H67ZM72 227H73V226H72ZM72 227H71V228H72ZM78 227H80V225H79ZM143 227H144V226H143ZM245 227H246L245 229L248 228L247 226H245ZM251 227H255V226L252 225ZM3 228H2V229H3ZM7 228H10V229H11V227H7ZM34 228H35L34 230H36L37 226L34 227ZM44 228H46V226H45ZM47 228H48V227H47ZM71 228H70V229L68 228V229L71 230ZM73 228H74V230H75L77 227H73ZM89 228H90V227H89ZM10 229H9V231H10ZM30 229H31V228H30ZM42 229H43V228H42ZM42 229H41L40 231H42ZM77 229L80 230L79 233H81V234H82V232L85 231V230H84V231H81V229H79V228H77ZM77 229H76V230H77ZM90 229H92V228H90ZM255 229H256V228H255ZM19 230H18V231H19ZM54 230L56 231V229H54ZM72 230H73V229H72ZM74 230H73V231H74ZM87 230H89V229H87ZM92 230H93V229H92ZM94 230L97 231L96 228H94ZM141 230H142V229H141ZM247 230H250V229H247ZM253 230H254V229H253ZM0 231H1V230H0ZM2 231H4V230H2ZM6 231H8V230L6 229ZM6 231H4L3 233H5ZM26 231H27V230H26ZM37 231H38V230H37ZM37 231H36V232H37ZM43 231H44V230H43ZM46 231H47V230H46ZM48 231H50L49 228H48ZM48 231H47V232H48ZM90 231H91V230H90ZM11 232H12V231H11ZM11 232H8L9 235L11 234ZM14 232H15V231H14V229H13V233H12V234L15 235L16 232H15V233H14ZM24 232H25V231H24ZM24 232H23V233H24ZM31 232H32V229H31ZM33 232L35 233V231H33ZM47 232H46V234H47ZM51 232L53 233L54 231L51 230ZM63 232H64V231H63ZM63 232H62V233H63ZM75 232H76V231H74L73 234H74ZM97 232H98V231H97ZM100 232H102V230H101ZM141 232H143V230H142ZM254 232H255V231H254ZM256 232H257V231H256ZM8 233H7V234H8ZM17 233H18V232H17ZM21 233H22V232H21ZM21 233H20V234H21ZM23 233H22V235H23L24 237H26V235H24ZM25 233H26V232H25ZM28 233H30L29 230H28ZM28 233H27V236H28ZM39 233H41V232H39ZM39 233L37 234L38 237H39V235H40ZM43 233H45V232H43ZM56 233H57V231H56ZM71 233H72V232H70V235H72ZM85 233H86V232H85ZM143 233H144V232H143ZM243 233H244V231H243ZM249 233H250V234H249ZM251 233H253L252 228H251V232L246 231L245 234H247V235L249 234V236H250ZM12 234H11V235H12ZM20 234H19V235H20ZM41 234H42V233H41ZM46 234H44V236L41 235V237H45ZM57 234H58V233H57ZM60 234H61V233H60ZM66 234H69V232L67 233V231H66ZM75 234H76V233H75ZM87 234H88V233H87ZM89 234H90V233H89ZM92 234H97V233L94 232V233H92ZM101 234H102V233H101ZM245 234H244L243 236L246 237ZM253 234L256 235L257 233H253ZM253 234H252V235H253ZM258 234H259V233H258ZM14 235H13V236H14ZM19 235H18V236H19ZM29 235H30V234H29ZM35 235H36V234H35ZM48 235H49V234H48ZM52 235H53V234H52ZM61 235H62V234H61ZM85 235H86V234H85ZM97 235H100L99 232H98ZM6 236H7V235H6ZM20 236H21V235H20ZM31 236H33V235H31ZM46 236H47V235H46ZM54 236H56V235H54ZM62 236H63V235H62ZM76 236H77V234H76ZM82 236H84V235H80V237H81L82 239H84V243L86 244V245H85V244H84V245H85V246H89V247H88L89 250L87 249L88 251L86 250V251H87V252H86L85 250L81 249V250H82V252H81L80 248H79V249L77 248L78 251L80 250V251H79L80 256H81V253H83V251H85L86 253H83V254H84L83 257H85V258H90V257L93 256L94 253L96 254L95 251H97L98 249H99V255H98V251H97V255H98V256H100L101 251H103V252L105 253V256L108 255V254L106 255V252H105L106 250L101 249V247H100L101 244H99V247H96L97 250H96L95 246H94V248L91 249L92 245H90V243L93 242V239H89L90 236H88V235H87V237H85V238L82 237ZM95 236H96V235H95ZM100 236H101V235H100ZM253 236H254V235H253ZM256 236H257V235H256ZM34 237H35V236H34ZM41 237H39V238H41ZM51 237L53 238V236H51ZM51 237H50V239H51ZM58 237H59V235H58L57 238H56L57 241H58V239H59ZM60 237H61V236H60ZM64 237H65V236H64ZM69 237H70V236H69ZM72 237H73V236H72ZM78 237H79V236H78ZM257 237H258V236H257ZM6 238H8V236H7ZM9 238H10V237H9ZM12 238H13V237H12ZM12 238H11V240L14 239V238H13V239H12ZM15 238H18V237H16V235H15ZM21 238H22V237H21ZM27 238H28V237H26V239H27ZM48 238H49V237L47 236V239H48ZM61 238H63V237H61ZM67 238H68V237H67ZM67 238H66V240H67ZM70 238H71V237H70ZM247 238L251 239V237H247ZM254 238L256 239V237H253L252 239H254ZM23 239L25 240V238H23ZM23 239L20 240V238H18L17 241H18V240H19V241H24ZM29 239H30V237H29ZM29 239H27V241H28ZM43 239H44V238H43ZM43 239L39 240V241H40L39 244L42 243L41 241H42ZM82 239L80 240V243H79V244H81V242H83ZM249 239H248V240H249ZM261 239H262V238H261ZM6 240H7V239H6ZM30 240H31V239H30ZM32 240L38 241V239H36V237H35V239L32 238ZM60 240H61V239H60ZM75 240H77V238H75ZM237 240H239V239H237ZM241 240H242V239H241ZM259 240H260V237H259ZM259 240H256V242L259 243V242H260ZM13 241H16V240H13ZM44 241H45V239L43 240V242H44ZM53 241H54V243H55V240H53ZM67 241H69V240H67ZM67 241L64 242V239H62V241H60V242H61V245L59 244V242L56 243V244H53V245H54V251H56L57 249H59L60 246H61V249H62V247L64 246L65 243H66V245H67ZM78 241H79V240H78ZM78 241H77V242H78ZM245 241H246V239H245ZM252 241H253V240H252ZM258 241H259V242H258ZM5 242H6V241H5ZM5 242H4V246L6 245ZM9 242H10V241H9ZM33 242H34V241H33ZM50 242H52V240H50ZM97 242H98V241H97ZM237 242H238V241H237ZM237 242H236V243H237ZM247 242H248V241H247ZM250 242H251V241H250ZM250 242H248V244H250ZM253 242H254V245H255L256 242H255V241H253ZM253 242H252V244H253ZM10 243H11V242H10ZM12 243L14 244V242H12ZM19 243H20V242H19ZM19 243L17 242V244H19ZM21 243H22V242H21ZM26 243H27V242H26ZM28 243H29V242H28ZM28 243H27L26 245H28ZM30 243H32V242H30ZM30 243H29V244H30ZM34 243H35V242H34ZM34 243L32 244V246L35 245ZM44 243H45V242H44ZM70 243H71V242H70ZM72 243H73V242H72ZM75 243H76V242H74L73 245H75ZM93 243H94V242H93ZM98 243H100V242H98ZM98 243H95L96 246H97ZM230 243H231V241H230ZM230 243H229V244H230ZM239 243H240V240H239V242H238L237 244H239ZM1 244H2V243H1ZM1 244H0V247H1ZM17 244H15V245H17ZM36 244H38V242H37ZM45 244H47V243H45ZM76 244H77V243H76ZM232 244H233V243H232ZM240 244H241V247H242V244H243V243H240ZM240 244H239V245H240ZM252 244H251V245H252ZM8 245H9V243H8ZM11 245H12V244H11ZM15 245H12V246L15 248ZM19 245H20V244H19ZM30 245H31V244H30ZM30 245H28V246H30ZM40 245H42V244H40ZM48 245H49V244H48ZM53 245H51V243H50V246H53ZM66 245H65L64 247H66ZM84 245H82V246H84ZM251 245H250V246H251ZM4 246H3V244H2V247H4ZM20 246H21V245H20ZM24 246H25V245H24ZM28 246H27L26 248H29ZM37 246H38V248H39V245H37ZM46 246H47V245H46ZM68 246H71V245L69 244ZM75 246H76V245H75ZM101 246H102V245H101ZM151 246H152V245H151ZM153 246H154V245H153ZM230 246H231V245H230ZM243 246H244V245H243ZM248 246H249V245H248ZM250 246H249V247H250ZM261 246H262V245H261ZM6 247H7V246H6ZM6 247H5V248H6ZM13 247H11V248L13 249ZM17 247H18V246H17ZM22 247H23V246H22ZM35 247H36V246H35ZM79 247H81V246H79ZM236 247H237V246H236ZM236 247H235V248H236ZM249 247H248V249H249ZM251 247H253V245H252ZM256 247H257V246H256ZM256 247L253 248L254 251H255ZM11 248H10V249H11ZM23 248H24V247H23ZM36 248H37V247H36ZM50 248H52V247H50ZM69 248H70V247H69ZM71 248H72V249H75V248L72 247V246H71ZM81 248H83V247H81ZM85 248H86V247H84V249H85ZM107 248H109V247H107ZM107 248H106V249H107ZM110 248L112 249V247H110ZM154 248H155V247H154ZM154 248H153V249H154ZM257 248H258V247H257ZM260 248H261V247H260ZM260 248H259V249H260ZM262 248H263V247H262ZM2 249L4 250V248H2ZM6 249L9 250L8 248H6ZM17 249H18V248H17ZM29 249H31V247H30ZM39 249H40V248H39ZM41 249H42V247H41ZM47 249H49V247H48ZM63 249H64V248H63ZM65 249H67V247H66ZM65 249H64V250H65ZM72 249H71V251H72ZM113 249H114V251H116V249H115L114 247H113ZM150 249H151V248H150ZM155 249H156V248H155ZM230 249H232V248H227L228 252L230 251ZM233 249H234V248H233ZM237 249H238V248H237ZM250 249H251V248H250ZM0 250H1V249H0ZM18 250L21 251V249H18ZM25 250H26V249H25ZM27 250H28V249H27ZM43 250H44V249H43ZM52 250H53V249H52ZM52 250H51V251H52ZM59 250H60V249H59ZM64 250H62V251H63V252H66V253L68 252V251H64ZM227 250H226V251H227ZM239 250H240V249H239ZM239 250H237V251H239ZM242 250H244V249H242ZM256 250H257V249H256ZM263 250H264V249H263ZM9 251H10V250H9ZM30 251H31V250H30ZM33 251H36V250L33 249ZM37 251H38V250H37ZM41 251H42V250H41ZM44 251H45V250H44ZM54 251H52V252L54 253ZM74 251H75V250H74ZM78 251H76V252H78ZM114 251H112V252L114 253ZM131 251H132V250H130V252H131ZM155 251H156V255H157V250H155ZM231 251H232V250H231ZM231 251H230V253H231ZM233 251H234V250H233ZM233 251H232V252H233ZM235 251H236V250H235ZM7 252H8V251H7ZM26 252L29 253V251H26ZM69 252H70V250H69ZM69 252H68V254H70ZM80 252H81V253H80ZM110 252H111V251H109V254H110ZM242 252H243V251H242ZM5 253H6V252H5ZM21 253H22V252H21ZM32 253H33V252H32ZM32 253H31V257L34 255V254H32ZM38 253H39V252H38ZM49 253H51V252H49ZM104 253H102V254L104 255ZM107 253H108V252H107ZM115 253H116V252H115ZM230 253H228V254H230ZM233 253H237V252H233ZM243 253H244V252H243ZM243 253L241 254L242 256H244ZM9 254H10V253H9ZM29 254H30V253H29ZM39 254H40V253H39ZM39 254H38V255H39ZM45 254H46V253H45ZM51 254H52V253H51ZM72 254L74 255V253H72ZM148 254H151L152 257H154V254H155V253L153 252V250H149V253H148ZM251 254H252V253H251ZM2 255H3V254H2ZM46 255H47V257H48V254H46ZM59 255L61 256V254H59ZM66 255H67V254H66ZM66 255H65V256H66ZM77 255H78V253H77ZM77 255H76V256H77ZM113 255H114V254H113ZM168 255H169V254H168ZM234 255H235V254H234ZM237 255H238V253H237ZM237 255H236V257H237ZM0 256H1V254H0ZM7 256H8V255H7ZM35 256H36V257H35ZM35 256H33V257H35L34 259H37V254H35ZM40 256H41V255H40ZM42 256H43V255H42ZM54 256H55V255H54ZM63 256H64V255H63ZM63 256H62V257H63ZM95 256H96V255H95ZM98 256H97V257H98ZM110 256H111V255H110ZM169 256H170V255H169ZM229 256H230V255H229ZM232 256H233V255H232ZM247 256H248V254L246 255V257H247ZM257 256H258V255H257ZM2 257H3V256H2ZM13 257H14V256H13ZM66 257H67V256H66ZM69 257L71 258V257H73V256L70 255ZM74 257H75V256H74ZM83 257H82V258H83ZM102 257H103V256H102ZM108 257H109V256H108ZM233 257H234V256H233ZM240 257H241V256H240ZM3 258H4V257H3ZM6 258H7V257H6ZM6 258H5V259H6ZM11 258H12V257H11ZM38 258H39V256H38ZM48 258H49V257H48ZM50 258H51V256H50ZM52 258H54V257H52ZM52 258H51V260H52ZM57 258H58V257H57ZM64 258H65V257H64ZM64 258H63V260H64ZM77 258H78V257H77ZM77 258L75 257V259H77ZM79 258H81V257H79ZM93 258H95V257H93ZM93 258H91V259H93ZM98 258H99V257H98ZM0 259L3 260L2 258H0ZM9 259H10V258H9ZM9 259H7V260H9ZM58 259H59V258H58ZM61 259H62V258H61ZM150 259H151V258H150ZM152 259H154V258H152ZM178 259H179V261L181 260L180 257H178L176 260H178ZM248 259H249V261H250V258H248ZM248 259H247V261H248ZM251 259H252V257H251ZM49 260H50V259H49ZM54 260H55V259H53L52 261H54ZM66 260H67V258H66ZM71 260L74 261V259H72V258H71ZM77 260H78V259H77ZM88 260H89V259H88ZM58 261H59V260H58ZM58 261H57L56 263H58ZM64 261H65V260H64ZM80 261H81V259H80ZM93 261H94V260H93ZM254 261H255V260H254ZM1 262H2V264H4V263L6 264V261H1ZM1 262H0V264H1ZM67 262H70L69 259H68ZM176 262H178V261H176ZM251 262H252V261H251ZM63 263H64V262H63ZM71 263L74 264L75 262H71ZM77 263H78V261H77ZM79 263H81V264H82V263H83V264H91V263H89V262H88V263L79 262ZM92 263H93V262H92ZM180 263H182V262H178V264H180ZM246 263H247V262H246ZM52 264H55V263L52 262ZM59 264H60V262H59ZM61 264H62V263H61ZM65 264H66V261H65ZM68 264H69V263H68ZM104 264H105V263H104ZM262 264H263V263H262Z\"/></svg>", "mask_w": 264, "mask_h": 264}]
</instances>
